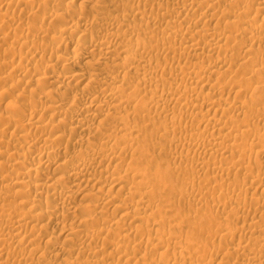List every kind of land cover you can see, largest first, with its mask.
Wrapping results in <instances>:
<instances>
[{"label":"bare ground","instance_id":"bare-ground-1","mask_svg":"<svg viewBox=\"0 0 264 264\" xmlns=\"http://www.w3.org/2000/svg\"><path fill=\"white\" fill-rule=\"evenodd\" d=\"M6 0H1V3L3 4L4 2H5ZM18 1V0H17ZM47 0H43V2H46ZM49 1V0H48ZM47 1V2H48ZM74 1V0H73ZM103 1V0H102ZM120 1V0H119ZM124 1V0H123ZM128 1V0H127ZM130 1V0H129ZM151 1H153L154 2V0H150V4H152L151 3ZM164 1V0H163ZM167 1V0H166ZM164 2V3H166L167 5L169 4V3H167V2ZM170 1V0H169ZM181 2H180V4L182 5L180 8H182V10H180V11H178V14L176 15V16H174V18H175V20L173 19V17H171V14H170V12H167L166 11V13L163 11V12H161L162 10H163V8H164V10L166 9L165 8V5L162 3V4H159V5H156V6H158V8H160L159 9V11H160V13H164V15H163V18H166V17H168V18H172L173 20H174V22L173 23H175V22H177L178 20H181V19H183V16L185 15V12H190V11H192L193 12V10H194V12L193 13H191V15H190V17H188L189 18V21L191 22L192 21V18L191 17H193L194 15L193 14H195V12L196 11H198V9L196 10V8H195V6H194V2L193 1H198V0H180ZM201 1V0H200ZM213 0H204L203 1V3H201L200 4V6L198 5V7H199V9H200V11L198 12V13H201L200 15H201V19L203 20H210V21H212L211 19H214L218 14L221 16V18H219V19H221V20H218V22H215V23H221L222 21H223V23H224V29L222 28V26H221V28L223 29V31L222 32H220L222 29H220V30H218V32L216 31V28L217 27H219V26H217V27H212L211 28V26L209 25L208 26V24H207V28H205L206 26L205 25H203L202 27H200V26H198V25H196L198 22H197V20L198 19H196V24L194 25V23H192L193 25H191L190 23L188 24V25H191L189 28H187V30L186 31H182L181 30V28L183 27V26H180L179 28L178 27H175V25H173V26H171L170 27V25H169V29H167L168 28V26H166L167 28H162V29H167L168 30V33H167V36L165 37V32H163V31H161V30H159L158 29V27H156L155 25V27L158 29V31H161L160 33L164 36V37H162V36H160V37H162V38H160V39H158V40H156L155 41V43H154V45H153V47H146L145 45H144V41H142V40H145V37H141V38H138V39H128V40H123V39H126V37L125 36H123V30H124V28L126 27V26H124L123 24H117L116 23V21H115V23L116 24H106L107 25V28H105V29H108L109 31H107V33L106 34H100V35H95L94 34V36H93V34H92V36H90L89 34L88 35H86V34H84L83 36L81 35L80 36V39L78 38L77 39V45L76 46H79L80 47V45H82L83 47H81V49L79 48V53H80V55H81V57L80 58H82L83 59V63L81 64V66H79V64L81 63L80 62V60L78 61V57L76 56V57H74V55H73V57L71 56V57H64V56H59V55H57V59H56V64L54 65V66H57L58 64L60 65V64H63V66L65 65H71V66H76L77 64H78V62H80L79 64H78V69L75 67V70H76V72H74L73 74H71V75H69V76H64V77H44V76H46L45 75V72L44 73H36L35 71H34V73L33 74H35L34 76L35 77H33L32 79L30 78V80L31 81H28V82H26L25 84H26V86L27 87H29V86H33L34 84H36V83H38V81H42L43 79V81H51V79H52V84H53V82H56V84H57V82L58 83H60V86H59V88L58 89H60V91L61 92H65V90H67L68 89V85H69V83H72V85H75V88H76V85H84V87H83V90H82V92L79 94L78 92H79V90H78V95H76L75 94V96H74V100H73V103L72 104H76V103H82L81 104V113L79 114V115H76V119H75V122H73V120H74V114L72 115V117H68V113L69 112H66L65 110V108L63 109V107L62 106H56V107H52V108H50V106L48 107V108H50L49 110H51V112H56L57 113V117H58V120H56L59 124L62 122L63 123V125L64 124H67L68 122L70 123V118L71 119H73V120H71L72 122H71V124H72V126H73V128H71V124H69L70 125V128L71 129H73L75 132L77 131H87L88 133L89 132H91V134H92V132L93 131H98L99 129H98V125H101V126H103L104 127V124L102 123V120H101V123L103 124H101V123H98V125L97 126H92V125H89L86 121H84V119L81 117V114H83V113H88L89 115H90V113H92V111L95 109L96 110V108H99V107H101V108H103L105 111H107V115L108 116H111V113H108V112H113V111H115V113H116V111H118L119 109H122V108H124L126 105H129L130 107H131V104L133 105V103L134 102H136L137 100H136V98L138 99V95L139 96H141V94L142 93H144V90H143V92H142V87H140L141 88V91H140V88H139V90H138V88L136 89V90H138L139 92H141V93H138V91H134V93H133V95H128V97H126L125 99H123L122 98V94H123V92H124V90L127 88V87H124V82H125V79H127V76L130 74L129 73V71H130V69L132 70V68L134 67L133 65L136 63V62H138L139 63V65H140V67H139V69H137V71H135V72H137L138 73V75H137V73H136V75L137 76H134V75H130V77H128V78H130V79H128V81H132V79L134 78V77H136V83H135V85H137V83H139V85H141V86H144V87H146L147 89H151L152 87V89L151 90H149V92H151L150 94H151V96L152 97H150V98H153L151 101H150V103H149V101H148V97L146 98V96H145V94L146 93H148V91L146 92V90H145V93H144V95H142V98L140 97L139 98V102L136 104V110H134L133 108L134 107H132V109H133V111H134V113H135V111L137 112L136 114H140V112H141V114H145V112H146V114L145 115H150V114H152V112H156V113H161V115H162V112H165V113H167V110L169 111V107H170V104H171V102H172V98H173V100L175 101V102H173V103H178L179 101H181L182 102V105L180 106L181 107V111H182V113L181 114H179L180 115V118L178 119V118H172V119H170L168 122H166V123H161V125L160 126H162V131H164V133L163 134H168V133H171L173 136H172V138L171 139H173V141L176 143V144H179L180 146L181 145H183V148H186V150H188L187 151V153L185 154H179V155H176V150H174L173 149V147H170V145H169V147H167V148H164V145H163V148L166 150V151H168L167 152V154L170 152V154H175L176 156H178L179 157V163L180 164H176V166H173L174 167V171L176 172L177 171V169L176 168H178L179 167V165L182 167V165H181V160L183 161V160H185V161H188L189 159H190V152H193V153H195V155L193 154L192 156L194 157V158H192V159H190L191 161L192 160H194L192 163L194 164L195 163V167L196 168H198V170L200 169V170H205V169H213V170H215V172H216V174H218V175H226V177H229L230 176V174L231 173H238V170H241V171H243L242 173L244 174V173H248V177L247 178H250V181H249V183H248V185L247 186H253V188L255 189V185L257 186L258 185V187L259 186H264V177H263V175H264V170L262 171V173H263V175L261 174V169L260 170H255V168L256 167H259V165L258 166H255V164H254V162H252L251 161V157H252V159H253V155L252 154H255V156L256 157H258L259 155H264V144L262 143V142H264V133H261V131H259V130H257L256 129V127L255 126H258V125H260L259 123H261L260 121V117L259 116H261V118H264V108L262 107V110H260V109H255L254 107H256V106H254V105H256L257 104V101L259 102L260 101V99H261V102H263L264 101V98H263V101H262V96H260V94H261V92L262 91H264V89H263V85H262V82L260 81V79H262V78H260L258 81H260L261 82V84L260 85H262V91L258 88V87H256L255 88V90L254 91H251L252 90V88L250 89V87H249V85L247 86V88H249L250 89V91L252 92L251 94L253 95V99H252V96H251V99L253 100L252 102H251V100L248 102V101H240V99H238V97H236L238 100H239V102H237V101H235V99H234V101L232 102L231 101V99H230V101H228L227 99H225L224 100V98H219V96H218V98L219 99H216L215 97L213 98V96H214V94H215V92H224V91H226V88L227 87H230L231 88V90H234V91H236L235 93H236V96L238 95H240V93L242 94V92H241V90H242V83H244L245 82V80H244V82H241V84H240V82L239 81H237V83H236V81L234 80V79H236L238 76H236L237 75V73H236V77H234V74H233V77H232V74H230V72H232V69L230 70L229 68H228V70L226 71V69L224 68L225 66H227V67H229L230 65H232L230 62H231V60L229 59L230 57H227L226 55V57H219V56H217V55H219L218 53L219 52H226V51H228L229 49H230V46L232 45H229L232 41H233V43H234V41L236 42V41H241V44L245 41V44L243 43V46L244 45H247L246 44V42L248 41L249 43H250V45H251V47L255 44V45H257V47H258V45L259 44H261L262 43V41H263V37H261L262 36V34H264V0H250V2H252L253 4H250V3H248L247 4V6L249 5V7L247 8V10H246V12L244 11L245 9H243V11L245 12V14H247V11L250 13V14H252V12H254L255 13V15H256V17H257V15H258V17H259V14H260V12H262V14L260 15V17L262 16V19L261 18H259V19H261V20H263V23H262V21H260V20H257L256 19V17H254V19H256L257 21H259L260 22V24H258V23H256V20H253V21H251V19H249V20H247L248 19V17H246L245 16V18L243 19V17H242V19H240V18H238V16H237V14H235V12L234 11H237L236 10V6H240L241 7V4H243V7H245L246 6V4H245V6H244V3L246 2H248V0H245V2H244V0H225V1H227V2H229L227 5H226V9L223 11V12H218V9H217V7L219 6V4H221V3H219L218 4V6H217V4L214 2V3H211ZM217 1V0H216ZM218 1H221V0H218ZM224 1V0H223ZM15 2V1H14ZM19 2H22L23 4L24 3H26L27 5H26V7L28 6V3H32V2H34V0H20ZM18 2V3H19ZM58 2V1H57ZM60 2V1H59ZM104 2V1H103ZM102 2V3H103ZM121 2V1H120ZM138 2L140 3V5L137 3L136 5H139V6H142L143 5V3H144V1H143V3H142V5H141V1H139L138 0ZM145 2H147V0L145 1ZM157 2H159V0H157ZM161 2V1H160ZM174 2H176V0L174 1ZM178 2V1H177ZM0 3V4H1ZM17 3V2H16ZM21 3V4H22ZM35 3H38V2H36L35 1ZM41 3V2H40ZM123 3V2H122ZM131 3H133V2H131ZM131 3H129L130 5L128 6L129 8H130V6H132L133 7V5H131ZM4 4H6V3H4ZM9 4V3H8ZM14 4V3H13ZM61 4H63V3H61ZM71 4H73V2L71 3ZM71 4H70V6H71ZM97 4V3H96ZM120 4V3H119ZM144 4H146V3H144ZM154 4V3H153ZM74 5V4H73ZM87 5V4H86ZM105 5V4H104ZM166 5V7H168L169 8V6H167ZM253 5V6H252ZM256 5H262L261 7L260 6H257V7H254V6H256ZM20 6V5H19ZM38 6H39V3H38ZM45 6H47L48 7V5L46 4ZM62 6H64V5H62ZM68 6V5H67ZM95 6V5H94ZM100 6V5H99ZM99 6H98V8H99ZM114 6V5H113ZM111 7V8H115V7ZM125 6H127V5H125ZM124 6V7H125ZM147 6L149 7V5L147 4ZM154 6H155V4H154ZM155 6V7H156ZM172 6V5H171ZM235 6V7H234ZM238 6V7H239ZM246 6V7H247ZM41 6H39L38 8H40ZM44 7V6H43ZM75 7V6H74ZM73 7V8H74ZM101 7V6H100ZM120 7V6H119ZM127 7V8H128ZM135 8H136V6H134ZM145 7V6H144ZM150 7H153V6H151L150 5ZM174 7V6H173ZM176 7V6H175ZM175 7H174V9H175ZM219 7H221V5L219 6ZM218 7V8H219ZM233 7L235 8V10L233 11ZM239 7V8H240ZM29 8V7H28ZM64 8V7H63ZM72 8V9H73ZM108 8V7H107ZM128 8V9H129ZM133 8L134 9V11H138V12H134V13H137L136 15L133 13V9L132 8H130V9H132V12L130 11V9H129V11L131 12V13H133V15H131V16H137V15H140L141 16V18L144 16V14H146V11L147 10H149V9H146L147 7H145V8H143V9H145L144 11L145 12H143V10L142 9H140L141 11H140V13H139V7H138V9L136 8ZM158 8L156 7L155 9H157L156 11L158 12ZM177 8V7H176ZM178 8H179V6H178ZM195 8V9H194ZM202 8H204L203 9V11L201 10ZM222 8V7H221ZM20 9V8H19ZM23 9V8H22ZM26 9V8H25ZM34 9V8H33ZM43 8H41V10H42ZM45 10H46V8H44ZM66 9H67V7H66ZM70 9V8H69ZM81 9V8H80ZM79 9V10H80ZM109 9V8H108ZM119 9V8H118ZM127 9V10H128ZM154 9V8H153ZM153 9H151V10H153ZM155 9L152 11V12H154L155 11ZM242 9V8H241ZM24 10V9H23ZM73 10H75V9H73ZM117 10V9H116ZM120 11H121V8L119 9ZM123 10V9H122ZM126 10V9H125ZM239 10V9H238ZM21 11V10H20ZM30 11H32V10H30ZM57 11L58 12H56V10H55V12L57 13V15H56V17H59L61 20L64 18L65 19V17L67 16V13L69 12H66L65 10H62V9H60V10H58V8H57ZM81 11V10H80ZM110 10H108V12H109ZM111 11H115L114 9H112ZM129 11H125L126 13H128ZM150 11V10H149ZM169 11V10H168ZM177 11H175L174 10V12H176L177 13ZM27 12V11H26ZM29 12V11H28ZM82 12H83V10H82ZM116 12V11H115ZM172 12H173V10H172ZM238 12V11H237ZM240 12L242 13V10H240ZM239 12V13H240ZM7 13H8V10H7ZM23 13V12H22ZM43 13H45V12H43ZM81 13V12H80ZM113 13V12H112ZM143 13V15H141ZM156 13V12H155ZM2 14V13H1ZM52 14V13H51ZM53 14H55V13H53ZM101 14V13H100ZM103 14V13H102ZM148 14V13H147ZM157 14V13H156ZM186 14H190V13H186ZM197 14V13H196ZM5 15V14H4ZM3 15V17H5ZM8 15H10V14H8ZM130 15V14H129ZM200 15H196V17H199ZM243 15V14H242ZM241 15V16H242ZM17 16V15H16ZM44 16V15H43ZM49 16V15H48ZM47 16V19L49 18L50 20H51V18H52V16H49L48 17ZM55 16V15H54ZM88 16H89V14H88ZM103 17H104V14L102 15ZM131 16H130V18H131ZM152 16H154V15H152ZM244 16V15H243ZM249 16H251V15H249ZM2 17V16H1ZM1 17H0V20H1ZM71 17V16H70ZM72 17H74V16H72ZM118 17V16H117ZM120 19L121 20H124L126 17H128V15L127 14H125V13H122L121 15H120ZM145 17H147V16H145ZM144 17V18H145ZM155 17V16H154ZM157 17H158V15H157ZM161 17V16H160ZM184 17H186L187 18V15H185ZM8 20L10 19L9 17H6ZM55 18V17H54ZM54 18H52V19H54ZM100 18V17H99ZM105 18V17H104ZM119 18V17H118ZM134 18V17H133ZM144 18H142V19H144ZM149 18V17H148ZM159 18V17H158ZM191 18V19H190ZM237 18V19H236ZM251 18V17H250ZM20 19V18H19ZM48 19V20H49ZM59 19V20H60ZM82 19V18H81ZM107 19V18H106ZM154 19V18H153ZM155 19H157V18H155ZM155 19H154V21H155ZM160 19H162V18H160ZM160 19H158V21L160 20ZM201 19H200V17H199V20H200V23H201ZM6 20V19H5ZM47 20V21H48ZM67 20V19H66ZM71 20V19H70ZM78 20V19H77ZM99 20V19H98ZM108 20V19H107ZM106 20V21H107ZM121 20H119V21H121ZM128 20V19H127ZM126 20V21H127ZM135 20H137V18L135 19ZM150 20H152V19H150ZM150 20H149V22H150ZM187 20V19H186ZM203 20V21H204ZM209 20L207 21L208 23H209ZM214 20H216V19H214ZM1 21H3V19L1 20ZM18 21V20H17ZM39 21V20H38ZM45 21V20H44ZM74 22H75V20H73ZM131 21H132V19H131ZM131 21H128V22H131ZM143 21V20H142ZM141 21V22H142ZM153 21V20H152ZM151 21V23H153ZM161 21V20H160ZM164 21H167V20H165L164 19ZM169 21V20H168ZM172 21V20H171ZM182 21V20H181ZM181 21H179V22H181ZM184 21V20H183ZM193 21H194V19H193ZM4 23L6 22V21H3ZM3 22H1V23H3ZM8 22H10V21H8ZM73 22V23H74ZM78 22V21H77ZM75 23V24H73L72 26H70V27H68L67 28V26L65 25V27L66 28H62V27H60L61 29L60 30H58L56 33H53V34H55V35H53L52 36V39L54 38V40H56L57 42H59L60 44L61 43H64V40L66 39V34H69V33H74V32H76V33H78L77 32V30L79 31V29H81V28H79V27H83L84 29H86L87 27L89 28V26L87 25V24H79V23ZM80 22V21H79ZM103 22V21H102ZM105 22V21H104ZM123 22V21H122ZM125 22V21H124ZM137 22V21H136ZM187 22H188V20H187ZM207 22H205V24L207 23ZM18 23H19V21H18ZM36 23V22H35ZM52 23V22H51ZM106 23V22H105ZM104 23V24H105ZM145 23L146 24H148V22H146L145 21ZM156 23H157V21H156ZM161 23H162V21H161ZM164 23V22H163ZM178 23V22H177ZM177 23H175V24H177ZM181 23H183V22H181ZM185 24H186V21L184 22ZM183 23V24H184ZM211 23V22H210ZM214 23V24H215ZM222 23V24H223ZM34 24V23H33ZM33 24H31V25H33ZM38 24V23H37ZM45 24V23H44ZM50 24V23H49ZM90 24V23H89ZM133 24V23H132ZM139 24V23H138ZM138 24H136V25H138ZM142 24V26L144 27V26H146V24L145 25H143V23H141ZM141 24H139L140 26H138V27H140V29L139 28H137V29H139V30H141V29H144L142 26H141ZM199 24V23H198ZM204 24V23H203ZM1 25V24H0ZM19 25V24H18ZM29 25V24H28ZM42 25V24H41ZM41 25H40V27H39V25H36L35 26V28H34V30L37 32V34H39V32H41L43 29H45V28H41ZM81 25V26H80ZM105 25V26H106ZM126 25H128L127 23H126ZM131 25V24H130ZM129 25V26H130ZM134 25L135 24H133V25H131V27L133 26L134 27ZM150 25V24H149ZM160 25V24H159ZM179 25H181V24H179ZM213 25V24H212ZM221 25V24H220ZM8 26V25H7ZM90 26H91V24H90ZM161 26V25H160ZM176 26H178V25H176ZM22 27H24V26H22ZM27 28H28V26H26ZM25 27V28H26ZM44 27H45V25H44ZM47 27V26H46ZM54 27V26H53ZM103 27V26H102ZM131 27H130V29H131ZM136 27V26H135ZM134 27V28H135ZM151 27H153L152 25H151ZM150 27V28H151ZM186 27V26H185ZM210 27V28H209ZM235 27H238V28H235ZM243 28V31L241 30V28ZM134 28H132L134 31H135V29ZM146 28H148V27H146ZM149 28V29H150ZM234 28V31H229L230 29H233ZM19 29V28H18ZM32 29V28H31ZM31 29L30 28H28L27 29V33L29 34V32H32L31 31ZM83 29V30H84ZM131 29V30H132ZM155 29V28H154ZM235 29H238V30H241L242 32H239V33H237L238 31L237 30H235ZM20 30V29H19ZM24 30L25 29H23L22 30V32H24ZM33 30V29H32ZM82 30V31H83ZM139 30H137L136 32H138ZM148 30V29H147ZM146 30V31H147ZM153 30V29H152ZM164 30V31H165ZM185 30V29H184ZM21 31V30H20ZM35 31L33 32L34 34H35ZM81 31V30H80ZM144 32L145 34H146V32L144 31V30H141V32ZM22 32H19V33H21L22 34ZM43 32V31H42ZM101 32V31H100ZM140 32V31H139ZM156 32V31H155ZM163 32V33H162ZM18 33V34H19ZM25 33V32H24ZM135 33V32H134ZM133 32H131V34H133V35H135ZM147 33H149V32H147ZM160 33H157L158 35L160 34ZM12 34V33H11ZM21 34H19V35H21ZM27 34V35H28ZM33 34V35H34ZM36 34V35H37ZM43 34H44V32H43ZM82 34V33H81ZM124 34H125V32H124ZM137 34V33H136ZM143 34V33H142ZM145 34H143L144 36H145ZM153 34H154V30H153V33H151V36H153ZM156 34V33H155ZM154 34V35H155ZM156 34V37L154 36V37H152V39L154 38H156L157 39V35ZM7 35V34H6ZM8 35H10V34H8ZM19 35H17V36H19ZM25 35H26V33H25ZM126 35H128V33H126ZM140 35V34H139ZM12 36V35H11ZM10 36V37H11ZM35 36V35H34ZM50 36V35H49ZM22 37V36H21ZM23 37H24V35H23ZM37 37V36H36ZM124 37V38H123ZM137 37H139V36H137ZM150 37V35L148 36V38ZM159 37V36H158ZM11 38H13V37H11ZM20 38V37H19ZM32 38V37H31ZM49 38V37H48ZM68 38V37H67ZM143 38V39H142ZM24 39V38H23ZM25 39H27V38H25ZM32 39H35L34 37L32 38ZM31 39V40H32ZM121 39V40H120ZM142 39V40H141ZM149 39H151V37L149 38ZM147 40V42L149 43L150 42V40ZM153 39V40H154ZM68 40V39H67ZM244 40V41H243ZM3 40H0V42H2ZM9 41V40H8ZM22 41V40H21ZM37 41H39V40H37ZM176 41H178V45L176 44ZM25 42V41H24ZM23 41H22V43H24ZM29 41H26V43L28 44V46L32 49V51H38L39 50V48H40V46H42V45H38L37 43H35V42H33V41H30L29 43H28ZM57 42H55V43H57ZM264 42V41H263ZM7 43V42H6ZM15 43H17V42H15ZM179 43H180V45H179ZM237 43H239V42H237ZM237 43H236V45H237ZM249 43H248V45H249ZM8 44H10V43H8ZM7 44V45H8ZM18 44V43H17ZM17 44H16V46H17ZM19 44H20V42H19ZM49 44V43H48ZM60 44H58V45H60ZM151 44H152V42H151ZM235 44V43H234ZM12 45V44H11ZM10 45V46H11ZM13 45H14V42H13ZM12 45V46H13ZM100 45H104L105 47H103V48H99L100 49V52H102V55H104V57L102 58V60H99V61H95V64H96V66L98 65H103V64H106V63H103V60H105V59H111L112 60V66H116V68H118L117 69V72L116 73H112V71L109 73H100V72H96V73H93V72H89V71H87V70H84L83 69V65H86V64H91V63H93L94 64V60H92V59H90L92 56H91V53L92 52H94V50H95V52L97 51L96 49H97V46H100ZM146 45H149V44H147L146 43ZM249 45V46H250ZM15 46V47H16ZM21 46H24V45H22L21 44ZM152 46V45H151ZM233 46V45H232ZM248 46V47H249ZM260 46V45H259ZM15 47H13V51H14V49H15ZM45 47V46H44ZM47 47H50V46H48L47 45ZM59 47V46H58ZM101 47V46H100ZM234 47V46H233ZM237 47V46H236ZM246 47V46H245ZM262 47V46H261ZM261 47H259V49H262ZM24 48V47H23ZM26 48H27V46H26ZM96 48V49H95ZM132 48H134V51H132V53H130L131 52V50H132ZM157 49V48H160L161 49V54L162 55H171V54H173V55H175V54H177L180 58H184V59H199V58H204V59H208V57H211V55H212V53H217L216 54V57L214 58L213 56L211 57L212 58V61H213V63H211V64H209V67L207 66H203L202 65V62H201V64H199L200 62H199V60L197 61V63L196 62H194V60H193V62H187L188 60H185L186 62H187V64L185 63V65H181V61H179V63H180V65L179 64H175L174 63V59L172 60L173 62L172 63H174V64H170V65H167L168 63H169V61H168V63L165 65H163V62H162V60H159V58L158 57H160L159 55L160 54H157V52H155L156 54H157V60H159V61H161V62H159V61H157V62H159L162 66H159L160 67V69H158V68H156L155 67V69H153V66H156L158 63H156V62H154L155 63V65H153L152 66V60H153V57H155V59H156V56H154V55H156V54H152V55H150L151 53H152V51H154V49ZM238 48H239V46H238ZM237 48V49H238ZM243 47H241L240 46V49H242ZM253 48V47H252ZM255 48H256V46H255ZM255 48H253L254 50H255ZM10 48H8V50H9ZM18 49V48H17ZM45 49V48H44ZM48 49V48H47ZM50 49V48H49ZM53 49V50H52ZM52 49H51V53H52V51H54V48L52 47ZM93 49V50H92ZM159 49V50H160ZM235 48H231L230 50H232V52H233V50H234ZM237 49H235L234 51L236 52L237 51ZM240 49H238L239 50V52H240ZM252 49V50H253ZM257 49V48H256ZM259 49H257L256 50V53H260V54H263L262 52H260L259 51ZM8 50H5V52H7ZM22 50V49H21ZM29 50V49H28ZM27 50V51H28ZM42 50H43V48H42ZM41 50V51H42ZM158 50V51H159ZM243 50V49H242ZM252 50L250 51V47L248 48V49H244V53L246 54V56H247V53H249L248 51H250L251 52V54L253 55V52H252ZM253 50V51H254ZM263 50V49H262ZM24 51V50H23ZM31 51V52H32ZM56 51V50H55ZM54 51V52H55ZM258 51V52H257ZM10 52H12V50L10 49ZM77 52V51H76ZM77 52V54H79ZM160 52V51H159ZM14 53H15V51H14ZM14 53L12 52V54L14 55ZM18 53V52H17ZM21 53H23V52H21L20 51V54ZM45 53V52H44ZM50 53V52H49ZM11 54V55H12ZM19 54V55H20ZM27 54H28V52H27ZM40 54V53H39ZM55 54V53H54ZM240 54L241 55H243L242 54V52H240ZM1 55V54H0ZM9 55V54H8ZM17 55V54H16ZM161 55V56H162ZM173 55H172V57H173ZM214 55V54H213ZM223 55V54H222ZM228 55V54H227ZM231 55V54H230ZM236 55H237V53H236ZM241 55H240V58L239 57H237V58H239L240 60L239 61H242V60H244V56L243 57H241ZM249 56H251L250 55V53L248 54ZM254 55H256L255 54V51H254ZM3 57H4V55H2ZM6 56V55H5ZM10 56V55H9ZM34 56V55H33ZM52 56V55H51ZM165 56H163L164 58H165ZM187 56H189V57H191V58H189V57H187ZM245 56V58H248V57H246ZM257 56V55H256ZM263 56V58H264V55H262ZM1 57V56H0ZM8 57V56H7ZM6 57V58H7ZM12 57V59H13V56H11ZM36 57V56H35ZM99 57V56H98ZM168 56H166V58H167ZM171 57V56H170ZM177 57V56H176ZM185 57H187V58H185ZM232 57L233 56H231V59H232ZM24 58V57H23ZM39 58H40V56H39ZM151 58H152V60H151ZM161 58V57H160ZM163 58V60L164 61H166L165 59ZM241 58H242V60H241ZM249 58H251V57H249ZM257 58H259V57H257ZM12 59H11V61H12ZM14 59H15V57H14ZM32 59H34V57L32 58ZM203 59V60H204ZM214 59V60H213ZM252 60H253V62L252 61H250V59H249V62H247L248 60H244V62L243 63H241V62H239L238 60H236L235 61V59H233L235 62H239L240 63V65H241V67L244 69V71H245V73L247 74V71H246V69L248 68V70H249V66L251 65H249L248 66V63H250V62H252V63H254V59L253 58H251ZM262 59V58H261ZM1 60V59H0ZM4 60V59H3ZM22 60V59H21ZM21 60H19V61H21ZM35 60H36V58H35ZM170 60V59H169ZM176 60V59H175ZM202 59H200V61H201ZM209 60H211V59H209ZM230 60V61H229ZM259 60V59H258ZM257 59H255V62L256 61H258ZM7 61V60H6ZM9 61V60H8ZM34 61V60H33ZM39 61V60H38ZM43 61V60H42ZM177 61V60H176ZM175 61V62H176ZM189 61H191V60H189ZM205 61V60H204ZM203 61V62H204ZM206 61H208V60H206ZM211 61V62H212ZM247 63H246V62ZM264 61V60H263ZM35 62V61H34ZM49 62V61H48ZM108 62V61H107ZM209 62V61H208ZM235 62H232V63H234L233 64V66L234 65H236V63ZM237 62V63H238ZM261 62H262V60H261ZM6 63V62H5ZM20 63V62H19ZM33 63V62H32ZM31 62H30V64H32ZM38 63V62H37ZM50 63V62H49ZM51 63H52V61H51ZM177 63V62H176ZM210 63V62H209ZM22 64V63H21ZM35 64V63H34ZM33 64V65H34ZM47 64V63H46ZM184 64V63H183ZM204 64V63H203ZM230 64V65H229ZM261 64V63H260ZM19 65V64H18ZM39 65V64H38ZM92 65V64H91ZM137 65V64H136ZM135 65V66H136ZM159 65V64H158ZM157 65V66H158ZM207 65V64H206ZM253 65H255V63L253 64ZM258 65V64H257ZM6 66V65H5ZM10 66H11V64H10ZM13 66V65H12ZM22 66V67H21ZM19 68H16V69H14L15 70V72H14V70H13V73H16V72H23L24 74L25 73H28L29 71H28V67H23V65H21ZM25 66V65H24ZM48 66V65H47ZM53 65H49V67H54ZM83 66V67H82ZM94 66V65H93ZM232 66V67H233ZM252 66V65H251ZM43 67V66H42ZM48 67V68H49ZM91 67V66H90ZM138 67H136V68H138ZM226 67V68H227ZM236 67H238V66H236ZM235 67V68H236ZM240 66L238 67L239 69L241 68ZM15 68V67H14ZM86 68V67H85ZM225 69L224 71H226L227 72V75L228 74H230L231 75V77H232V79H233V83H234V81H235V83L234 84H231L232 82V79H231V83H229V85L227 84V83H220V79H224V78H222L223 77V75H224V73L225 72H223V74H222V72L220 71L221 69ZM231 68V67H230ZM234 68V69H235ZM237 68V69H238ZM242 68H241V70H242ZM263 66H262V69L261 70H258V73H256V74H258L257 75V77L259 78V73H260V71L262 72V70H263ZM6 69H8V68H6ZM37 69H39V68H37ZM47 69V68H46ZM12 70V69H11ZM29 70H31V67H30V69ZM41 70V69H40ZM112 70V69H111ZM255 70V69H254ZM253 69H252V71H254ZM87 71V72H86ZM93 71V70H92ZM109 71V70H108ZM133 71V72H134ZM229 71V72H228ZM235 71V70H234ZM240 71V70H239ZM243 71V70H242ZM251 71V73H253ZM256 71V70H255ZM114 72V71H113ZM131 72V74H132V71H130ZM134 72V73H135ZM163 74V76H162V74ZM236 72V71H235ZM234 72V73H235ZM257 72V71H256ZM159 73H160V75H159ZM245 73H243V75H245ZM248 73H250V72H248ZM263 73H264V70H263ZM20 74V73H19ZM29 74H31V73H29ZM47 75H48V73H46ZM165 74V75H164ZM226 74V73H225ZM240 73L238 72V75H239ZM262 74V73H261ZM166 75H168V78H172L173 80H176L175 82H178L177 80H179V79H184V80H187L186 81V83L187 84H183V85H181V84H179V83H172V84H169V82H168V80H166ZM248 75H250V74H248ZM252 75H255V73L254 74H252ZM23 76V75H22ZM25 76V75H24ZM32 76V75H31ZM49 76V75H48ZM132 76H134L133 78H132ZM139 76V78H137ZM165 76V77H164ZM210 77V78H208V77ZM256 76V75H255ZM255 76H253L254 78H255ZM263 76V75H262ZM261 76V77H262ZM5 77V76H4ZM3 77V78H4ZM211 77H215L216 78V80H215V78H214V80H215V82H214V84H212L211 82H209L208 80H206V78L207 79H211ZM228 77L230 78V76L228 75ZM251 77V76H250ZM253 77L251 78L252 80H253ZM256 77V78H257ZM6 78H8V77H6ZM5 78V79H6ZM132 78V79H131ZM228 78V79H229ZM264 78V77H263ZM5 79H1V81H2V83H3V81L5 82V81H7V80H5ZM18 79H20V78H18ZM135 79V78H134ZM138 79V80H137ZM226 79V78H225ZM239 79V78H238ZM170 80V79H169ZM205 80H206V82L207 83H211L210 85H208L207 83V85L204 83L205 82ZM256 79H254V81H255ZM263 80V79H262ZM19 81V80H18ZM21 81V80H20ZM26 81V80H25ZM49 81V82H50ZM139 81V82H138ZM170 81H172V80H170ZM225 81V80H224ZM247 81H249V83H250V79L249 80H246V82H245V84H247L248 82ZM22 82V81H21ZM36 82V83H35ZM50 82V83H51ZM95 82H97L98 84H99V88H100V90L99 89H97V91L94 93V92H92L91 93V89L89 88V87H91L90 85L92 84H94ZM168 82V83H167ZM174 82V81H173ZM182 82V81H181ZM252 82V81H251ZM23 83V82H22ZM40 83V82H39ZM38 83V84H39ZM46 83V82H45ZM256 83V82H255ZM258 83V82H257ZM13 84V83H12ZM100 84H101V86H104V84H108L107 86H110L111 85V87H100ZM130 84H131V88H130ZM252 84V83H251ZM254 84V83H253ZM252 84V85H253ZM259 84V83H258ZM49 85V84H48ZM113 85V86H112ZM206 85V86H205ZM228 85V86H227ZM255 85V84H254ZM260 85H259V87H260ZM39 86V85H38ZM134 86V85H133ZM243 86H244V84H243ZM246 86L244 87V88H246ZM251 86V85H250ZM35 87V86H34ZM72 87H74V86H72ZM137 87H138V85H137ZM144 87H143V89H144ZM204 87L206 88V89H208L209 91H211V94L213 93V95H211V96H209L208 94L207 95H204L203 93H205V92H207V91H205L204 90ZM242 87V88H241ZM11 88H12V86H11ZM17 88V87H16ZM16 88H15V90H16ZM31 88V87H30ZM78 88V87H77ZM80 88V87H79ZM128 88H130V89H134L135 88V86L134 87H132V83H129L128 84ZM229 88V89H230ZM247 88H246V90H247ZM14 89V88H13ZM74 89V88H73ZM228 89V90H229ZM241 89V90H240ZM249 89L247 90L248 91V93H249ZM32 90V89H31ZM37 90V89H36ZM45 89H43V91H44ZM52 90H54V89H52ZM52 90L51 91H47L46 93L44 92V95L43 96H41V97H39V100L40 101H43V102H45L44 100H48V98H50L51 96H54L55 95V93H54V91L52 92ZM80 90V91H81ZM99 90V91H98ZM127 90V89H126ZM129 90V89H128ZM245 90V91H246ZM23 91V90H22ZM35 91V90H34ZM205 91V92H204ZM243 91H244V89H243ZM260 91V92H259ZM10 92V91H9ZM37 92V91H36ZM35 92V93H36ZM72 92V91H71ZM129 92V91H128ZM131 92V91H130ZM130 92H129V94H130ZM254 92V93H253ZM33 93V92H32ZM32 93H30V95L32 94ZM38 93V92H37ZM53 93H54V95H53ZM76 93V92H75ZM127 93V92H126ZM208 93H210V92H208ZM229 93H231V92H229ZM247 93V92H246ZM128 94V93H127ZM223 94V93H222ZM232 94V93H231ZM244 94V93H243ZM257 94H259V95H257ZM263 94V93H262ZM261 94V95H262ZM20 95H21V93H20ZM28 95V94H27ZM219 95V94H218ZM235 95V94H234ZM60 96H61V94H60ZM230 96V95H229ZM244 96V95H243ZM246 96V95H245ZM28 97V96H27ZM220 97H221V95H220ZM247 97V96H246ZM249 97V96H248ZM247 97V98H248ZM259 97H261L260 99H259ZM143 98H146L145 100H147L148 101V103L150 104V106H149V104H148V106L146 105V102H145V100L143 99ZM229 98V97H228ZM231 98V97H230ZM240 98H241V96H240ZM33 98L31 97V100H32ZM51 99V98H50ZM53 99V98H52ZM143 99V100H142ZM232 99V100H233ZM241 99H243V97L241 98ZM249 99H250V97H249ZM248 99V100H249ZM26 100V99H25ZM35 100V99H34ZM28 101V100H27ZM26 101V102H27ZM40 101H36V102H38V104L40 103ZM61 101V100H60ZM142 101V103H140ZM256 101V103L254 104V102ZM15 102V101H14ZM13 102V103H14ZM22 103L24 102V101H21ZM36 102H33L34 103V105H35V103ZM253 103V105L251 104V103ZM261 102H259V104L261 103ZM10 103V102H9ZM16 103V102H15ZM48 103V102H47ZM49 103H50V101H49ZM62 103V102H61ZM60 103V104H61ZM143 103H145V105L143 104ZM264 103V102H263ZM10 104H12V103H10ZM26 104V103H25ZM42 104V103H41ZM64 104V103H63ZM68 104V103H67ZM134 104V105H135ZM181 104V103H180ZM8 105V104H7ZM12 105H14V106H12ZM12 105H10V106H12L11 108H13L14 107V110H15V108L18 106L17 104L15 105V104H12ZM24 105V104H23ZM22 105V106H23ZM33 105V104H32ZM43 105V104H42ZM41 105V106H42ZM80 105V104H79ZM175 105V104H174ZM177 105V104H176ZM262 105V104H261ZM10 106H9V108H10ZM16 106V107H15ZM30 106V105H29ZM36 106V105H35ZM45 106V105H44ZM43 106V107H44ZM64 106V105H63ZM173 106V105H172ZM254 106V107H253ZM259 106V105H258ZM19 107V106H18ZM21 107V106H20ZM37 107V106H36ZM70 107V106H69ZM69 107H67V108H69ZM129 107V108H130ZM179 107V106H178ZM8 108V109H9ZM48 108H46V109H48ZM100 108V109H101ZM171 108V107H170ZM253 108V109H252ZM17 109V108H16ZM18 109H20V108H18ZM24 109V108H23ZM31 109V108H30ZM46 109H43V110H46ZM124 109H126V108H124ZM123 109V110H124ZM252 109V110H251ZM70 110V109H69ZM68 109H67V111H69ZM94 110V111H95ZM103 110V111H104ZM113 110V111H112ZM127 111H128V108L126 109ZM174 110V109H173ZM254 110H256L257 111V115H258V117H257V120H255V122H253L252 123V118L254 119V117H256L257 115L256 114H253V112H255ZM259 110V111H258ZM31 111H32V109H31ZM34 111V110H33ZM40 111H41V109H40ZM120 111V110H119ZM117 112V113H119V114H121L120 112H122V111H120V112ZM129 111H130V114H131V110L129 109ZM138 111H139V113H138ZM239 113H238V112ZM248 111H250V112H252V116L253 115H255V116H253L252 118L250 117V118H248V116L246 115L247 113H248ZM11 112V111H10ZM13 112V111H12ZM21 112V111H20ZM38 112V110L36 111V113ZM45 112V111H44ZM50 112V111H49ZM72 112V111H71ZM100 112V111H99ZM126 112V111H125ZM149 112H151V113H149ZM231 112H237L239 115H240V117H242V118H240L238 115H237V117H227L228 115L227 114H229V113H231ZM16 113V112H15ZM19 113V112H18ZM22 113V112H21ZM23 113H24V111H23ZM34 113V112H33ZM35 113V114H36ZM41 113H43V112H41ZM95 113V112H94ZM115 113H112V117L115 115ZM133 113V112H132ZM133 113V114H134ZM149 113V114H148ZM180 113V112H179ZM218 113H220L221 114V117H218L217 115H218ZM26 114H27V112H26ZM35 114H32V115H35ZM44 114V113H43ZM51 114V113H50ZM53 114H55V113H53ZM53 114H52V116H53ZM99 114V113H98ZM114 114V115H113ZM133 114H132V116H133ZM157 114V116L159 117V115ZM168 114V113H167ZM235 114V113H234ZM233 114V115H234ZM2 115V114H1ZM11 115V114H10ZM13 115V114H12ZM22 115H24V114H22ZM38 115V114H37ZM88 115V116H89ZM95 115V118L98 116L99 117V115H97V114H94ZM97 115V116H96ZM106 115V116H107ZM122 116H123V112H122V114H121ZM121 115H120V117H119V115L118 116H116V117H119V122L118 121H116V123L117 124H115V126H113L112 127V129H114V131H111L110 133L109 132H105V131H108L109 130V128L110 127H108V124H107V129L105 130V128H104V136L102 135V136H100V138L98 139V141H97V138L99 137L98 135V133H99V131H98V133H97V138H96V141L97 142H100L101 144V146H100V148H98V149H92L93 147H88V148H91L90 150L89 149H87V151H86V153L88 154V155H91L92 157L90 158L92 161H88V159H87V161L85 160V161H72V160H70L69 158V162L65 159L64 161H60L58 164H57V166H59L60 167V169L62 168L63 169V171H64V174H62V175H55V176H52L53 178H54V180L52 181V179H51V181L49 180H45L44 182L45 183H43L42 184V182H41V184H40V186H39V184H37L38 186H39V189L41 190V189H44V188H49V187H53L52 189H50V190H52L51 191V194H52V196L53 197H55V198H59V199H61L62 201H61V204H59L58 205V203H57V206H44V207H41L40 209H35V206L34 207H29V205H31V204H33L32 202L30 203L29 201H27L28 199H26V201H23V202H21L20 203V205H19V207H17L16 206V208H14V207H12L11 209L12 210H9V208L8 207H10L9 205H7V203L5 204L6 206H7V208H8V210H0V219L1 218H3L4 219V221H3V219H2V221H3V225L1 226L0 225V264H10V262H14V264L16 263V264H56V260H52L51 259V257H50V259L48 258V254L50 255V253H48V252H46V250L45 251H43V249H41V246H39V244H38V242H37V244L35 245V246H38V247H31L35 242H36V238L34 237V239L32 238L33 237V234H32V232L31 231H27L28 229L27 228H25V226H26V223H27V220L28 219H31V218H36L37 219V222L38 221H44V220H46L47 219V217H49V215H51L52 214V212H57V214L59 213H62V214H65L68 210H70L72 207L70 206L69 207V205H67V204H69L68 203V201L70 200L69 198L70 197H73V195H74V193L76 192H82V187H81V184L80 185H77V183L76 184H73L71 187H70V189L71 190H69L70 192H72V193H68V192H66V191H64V190H61V189H58V188H56V186H55V184H54V182L55 181H69L68 179H76V178H79V179H85V180H83V181H85L86 182V184L88 183V184H92L93 185V187L94 186H96V185H102V184H104V183H107V185L105 184V186L103 185L102 186V188L101 187H98V188H101L102 189V192L104 191V193H101V192H95V194H93V193H91V191H90V193L89 192H87V191H84V192H87V194L85 193L84 195H94V197L95 196H97V197H100V201H99V199H97L98 200V202H100V203H98V204H100L101 206L100 207H102V209L104 208V207H107L108 208V206L109 205H111V206H113V209H114V214H115V212H116V214L118 213V214H120L121 216V218L118 220H114V217L116 218V216H112L111 215V217H113V218H111V219H109V222H108V224L110 225L111 224V226H109V228L107 229V227H106V233H108V232H112L111 231V229H110V227L112 228V230H113V233L114 234H116L115 233V231L117 230V228L119 229H121V230H123V232H124V229H125V224L128 222H126L125 223V221L126 220H130L131 219V221H129L128 223H130V222H134V224L136 223V222H141V221H145L146 223H147V221H148V223H149V226H152V230H150L151 232H153V233H150V231H149V233H150V235H146V231H145V237L144 238H141V240L138 242V243H136V241H138V240H134V238H130V236H128V235H123L122 236V239H121V237L119 238V237H117V239L115 240L113 237H112V239L113 240H115V241H113V240H110V238L109 237H106V238H109V243L111 244V246H114L115 248H116V246H117V250H119L118 249V247L120 248V246H125V244H129V243H131V241H135V243H131V244H137V246H139V248L137 249V250H142V248H148V245L149 246H152L153 248L152 249H154V247H155V249L156 250H158V252H159V250L160 249H162V248H164V246H166L167 245V243L170 241V240H174V239H177L176 237L178 236V235H181L182 237H181V242L184 240V242H186L185 240H187L188 241V237H186V235L184 236V238H183V234H180V233H178V235L175 237V236H173V235H169L167 232L168 231H166V233H165V235H159V233H157L158 231H155L156 233H154V228L155 227H159L162 223V225L164 226L165 224L164 223H166L167 221H168V225H170L171 227L173 226V224L175 225V224H177V223H171L173 220H174V222H175V217H176V215H178V217H177V219L179 218V214L178 213H175V212H173V210H175V211H177L178 210V208H177V210H176V206H175V204L174 203H172V205L170 204V203H168V200L167 199H164L166 196L165 195H167L166 194V192L164 191V190H162V193L163 192H165L164 194V196L163 195H161V191H159V193H160V196L162 197L161 199H164V200H167V201H164V203L162 202L161 203V199L158 201L160 204H158L159 205V207H162V205L161 204H166V202L168 203V205H171V206H173V204H174V209L173 210H171V212H173L174 213V215H175V217H174V215L172 216V214L173 213H171L169 210L170 209H172L171 208V206L168 208V211L170 212V214L171 215H168V216H165V215H163V213L161 214L160 212H162L161 210H162V208H158V207H156L155 209H154V207H152V206H154V205H152V204H154L153 203V201L152 200H150L152 197L154 198V196H156L157 194H156V192L155 191H158L157 189H159V186L158 185H162V186H165V187H162L163 189H168V178H169V176H167V177H165L166 175H169L168 174V169H170V168H173V167H170V168H168L167 169V174H166V170H165V172H163L164 170L162 169V168H160L161 167V162H159V159H158V162H159V164H158V166L157 165H154L155 163H157L156 161H157V159H154V158H151V160H156L155 161V163L153 164H151L150 163V165L152 166H154V168H155V166L156 167H158L159 168V171H156L155 169V171L154 170H152V168H153V166H152V168L150 167V165H149V163H148V166H149V168H150V173L152 172L153 173V175H154V173H156V176H157V180L156 179H154L153 181V183H155L156 184V182L158 183V179L160 178V179H165V178H167L166 179V182H165V180H161V181H159V184H157V185H153L152 183V185H149V180H152L151 179V175H152V173H151V175H149V170H147V167L148 166H146L145 164L148 162V161H150V157L152 156V155H155L156 153L154 152L155 150H151V149H149V147L148 146H150V148H152L151 147V142H152V144H154V145H152V146H154L155 147V145L157 144L156 142H157V140H155V139H153V141H149L147 138H145L147 135H146V133L147 132H149V134H150V131H154V130H151L150 128L148 129L147 128V126H146V128L149 130V131H144L145 129L144 128H142L143 129V131L144 132H146V133H144L143 131H141L140 130V128H139V126L137 127V125L138 124H134V122H133V120L134 119H132L133 117L132 116H130L131 117V121L133 122H131L130 120V122L128 123L127 122V120H126V117L124 116L123 118L121 117ZM154 115V114H153ZM160 115V118L161 117H164V116H161ZM169 115V114H168ZM174 115H176V113H174ZM224 117H223V116ZM227 115V116H226ZM236 115V114H235ZM242 115V116H241ZM249 116H250V114H248ZM14 116V115H13ZM69 116H71V115H69ZM86 116V115H85ZM85 116H83V117H85ZM87 116V117H88ZM101 116V115H100ZM137 116H141V115H136V119H137ZM172 116V115H171ZM185 116V119H186V116L187 117H190L192 120H194V121H196L195 123H193L192 121V126L190 127V128H188L189 126H187L186 124V128L184 127V128H182V126H181V122H182V117H184ZM20 117L22 118V116L20 115ZM28 117V116H27ZM57 117L55 116L54 117V119H53V117H51L53 120H55V118L57 119ZM94 117V116H93ZM97 117V118H98ZM142 117H146V116H142ZM150 116H148V118H149ZM152 117V116H151ZM166 117V116H165ZM169 117V116H168ZM226 117V118H225ZM30 118H32L31 116H30ZM50 118V119H51ZM95 118H93L94 120L93 121H95ZM109 118V117H108ZM113 118H115V117H113ZM112 118V119H113ZM122 118V119H121ZM141 118V117H140ZM139 117H138V119L139 120H148V122H149V119L148 118H141L140 119ZM171 118V117H170ZM5 119H7L6 117H0V121H3V120H5ZM15 120V118H12L11 119V123H12V121H14ZM17 119V118H16ZM28 119V118H27ZM33 119V118H32ZM91 119H92V117H91ZM99 119V118H98ZM102 119V118H101ZM117 119V118H116ZM153 119H155V117L153 118ZM158 119V118H157ZM163 119V118H162ZM168 119V118H167ZM185 119L183 118V120L185 121ZM21 120V119H20ZM23 120V119H22ZM25 120V119H24ZM86 120V119H85ZM88 120H89V118H88ZM100 120V119H99ZM109 120V119H108ZM111 120V119H110ZM118 120V119H117ZM139 120H137L138 121V123L140 122ZM143 121V122H146V121ZM263 120V119H262ZM7 121V120H6ZM30 121V120H29ZM56 121H55V123H56ZM114 121H115V119H114ZM150 121H151V119H150ZM156 121V119L153 121V122H155ZM160 121V120H159ZM189 121V120H188ZM8 122V121H7ZM22 122V121H21ZM37 122V121H36ZM35 122V123H36ZM91 122H92V120H91ZM100 122V121H99ZM106 122V121H105ZM142 122V121H141ZM157 122V121H156ZM156 122L155 123H153L154 125H156ZM160 122H163V121H160ZM186 122V121H185ZM11 123L9 124V125H11ZM17 123V122H16ZM23 123V122H22ZM21 123V124H22ZM29 123V122H28ZM62 123H61V125H62ZM112 124H111V126L112 125H114V123L113 122H111ZM128 123V124H127ZM130 123H132V125L134 124L135 126H136V128H133L132 127V125L130 124ZM150 123H152V122H150ZM158 123V122H157ZM3 125H4V122L2 123ZM24 124V123H23ZM22 124V125H23ZM31 124V125H30ZM37 124V123H36ZM35 124V125H36ZM39 124V123H38ZM52 124V123H51ZM95 124V123H94ZM131 125V127L129 128L128 127V125ZM149 124V123H148ZM148 124H146V125H148ZM153 124H149V125H151V126H154ZM158 124H160V123H158ZM163 124V125H162ZM182 124H183V122H182ZM191 124V123H190ZM254 125L255 124V128H253V129H255V130H253V129H251V128H249L251 125ZM257 124V125H256ZM1 125V124H0ZM6 125V124H5ZM14 125V124H13ZM19 125V124H18ZM29 125L30 126H32V123H29ZM45 125V124H44ZM46 125H48V124H46ZM56 125V124H55ZM58 125V124H57ZM60 125V126H61ZM129 125V126H130ZM143 125V124H142ZM184 125V124H183ZM252 125V126H253ZM261 125H264V120H263V124H261ZM260 125V127L262 128V126ZM24 126H27L26 124L25 125H23V127ZM37 126V125H36ZM48 126H52V125H48ZM48 126H46V127H48ZM67 126V125H66ZM106 126V125H105ZM18 127V126H17ZM23 127L21 126V129H23ZM39 127V126H38ZM143 127H144V125H143ZM157 127H159V125H156V127L154 126L153 127V129L154 128H156L155 129V131L156 132H154V133H158L159 131V129L157 128ZM201 127H203L204 128V130L206 131V132H209V134L208 135H206L207 133L206 132H204V134H203V132L201 133V132H199V130L201 129ZM248 127V129H246ZM259 127V126H258ZM257 127V128H258ZM258 128V129H261V128ZM16 128V127H15ZM19 128V127H18ZM25 128H28V127H25ZM51 128V127H50ZM69 128V129H70ZM101 128V127H100ZM141 131V132H143L142 134H145V135H139V133H141V132H139L138 131V129ZM160 128V127H159ZM202 128V129H203ZM245 128V129H244ZM3 129V128H2ZM8 129V128H7ZM36 129H37V127H36ZM40 129H41V131H43V130H47V129H45V127H43V128H40L39 127V131H40ZM52 129H54V128H52ZM158 129V130H157ZM9 130H10V128H9ZM32 130H33V128H32ZM38 130V129H37ZM67 130V129H66ZM88 130H90V131H88ZM101 130H102V128H101ZM204 130H201V131H204ZM263 130H264V126H263ZM262 130V131H263ZM1 131V130H0ZM16 132H17V130H15ZM31 131V130H30ZM40 131V132H41ZM49 131V130H48ZM73 131V132H74ZM183 131V134H184V136L183 137H181L182 135L181 134H178L177 135V133H181ZM10 132V131H9ZM19 132H21L22 133V131H19ZM18 132V133H19ZM38 132V131H37ZM44 132V131H43ZM51 132V131H50ZM54 132V131H53ZM95 132H93V134H95ZM139 132V133H138ZM160 132H161V130H160ZM159 132V133H160ZM264 132V131H263ZM18 133H16V134H14L13 136H16V135H18ZM56 133H57V131H56ZM79 133V132H78ZM206 133V134H205ZM26 134V133H25ZM24 133L22 134L23 136H21L22 137V141H24L25 143H27V144H30V145H33L35 142L37 143V141H35L33 138H31L30 136H28V133L25 135ZM42 134V133H41ZM64 134V133H63ZM68 134V133H67ZM87 134V133H86ZM90 134V135H91ZM107 134V135H106ZM148 134V135H149ZM152 134V133H151ZM163 134H161L160 136H163V137H166L165 135H163ZM11 135V134H10ZM31 135L33 136V134L31 133ZM45 134H43V136H44ZM47 135V134H46ZM51 135H53V134H51ZM61 135V134H60ZM85 135V134H84ZM158 135V134H157ZM156 135V136H157ZM181 135V136H180ZM89 136V135H88ZM93 136V135H92ZM91 136V138H93ZM143 136H145V137H143ZM154 136V135H153ZM168 136V135H167ZM19 137V136H18ZM54 138H55V136H53ZM57 137V136H56ZM60 137V136H59ZM62 137V136H61ZM60 137V138H61ZM65 137V136H64ZM85 137V136H84ZM84 137H83V139H84ZM95 137H96V135H95ZM142 137L143 138H145V140L147 139V141H145L144 139H142ZM151 137H152V135H151ZM47 138V137H46ZM48 138H52V137H49L48 136ZM149 138V137H148ZM154 138H156V137H154ZM250 138V140H253L251 143H250V151H248L247 149V151L245 150H243L244 148H246V146L243 148V149H239V151H236V152H238L239 153V155L240 156H238V158L239 157H241V160H240V162H236L237 164H230V163H224V165L223 164H220V159H222V158H224V156L226 155V153L227 152H230L231 154H229L230 156L231 155H233L232 153H234V151H235V149H237L238 147H240V145H243V143H245V141L247 142V139H249ZM21 139V138H20ZM36 139H37V137H36ZM87 139V138H86ZM152 139V138H151ZM39 140V139H38ZM55 140H56V138L55 139H48L47 141H45V144H44V146L42 147V145H41V149H40V147H39V156L41 155H47V156H49L50 154L52 155V154H55V152L57 153V149H55L56 147L54 146V145H52L53 144V142L55 143ZM61 140H62V138H61ZM91 140V139H90ZM95 140V139H94ZM74 141V140H73ZM88 141V140H87ZM86 141V142H87ZM143 141L144 142H146V143H144L145 145H147V144H149V145H147L146 146V148H148L149 150L148 151H150L151 150V152L153 153H151L152 155L151 156H149V160L147 161V159H146V155H145V153H147V150H145L144 148H143V146H145V145H143L142 146V144H143ZM173 141H172V143H171V146H172V144H173ZM23 142V143H24ZM43 142V141H42ZM62 142H63V140H62ZM80 142V141H79ZM84 141L83 140H81V142L80 143H83ZM142 142V144H140ZM148 142V143H147ZM150 142V143H149ZM17 143V142H16ZM15 143V144H16ZM19 143H20V141H19ZM46 143L47 144H51V146H45L46 145ZM58 143H60V142H58ZM74 143V142H73ZM159 143V142H158ZM248 143H249V141H248ZM21 144V143H20ZM19 144V145H20ZM56 144V143H55ZM63 144V143H62ZM75 144H76V142H75ZM84 144V143H83ZM88 144H90V143H87V146H88ZM99 144V143H98ZM175 144V145H176ZM23 146H24V144H22ZM30 145H28V146H30ZM59 145V144H58ZM158 145V144H157ZM160 145V144H159ZM162 145H160L161 147H162ZM248 145V144H247ZM16 146H17V144H16ZM21 146V145H20ZM22 146V147H23ZM54 146V147H53ZM74 146V145H73ZM86 146V147H87ZM93 146V145H92ZM94 146H96V144H94ZM166 146H167V144H166ZM97 147H98V145H97ZM96 147V148H97ZM153 147V149H156V148H154ZM161 147L160 148H157L156 150H160L161 149ZM175 147V146H174ZM176 147H177V145H176ZM179 147V146H178ZM15 148V147H14ZM37 148V147H36ZM66 148H68V147H66ZM82 148V147H81ZM85 148V147H84ZM163 148H162V150H160L159 151V153L161 152V151H163ZM241 148V147H240ZM249 148V147H248ZM17 149V148H16ZM20 149V148H19ZM28 149V148H27ZM83 149V148H82ZM85 149V150H86ZM176 149V148H175ZM22 150H23V148H22ZM21 150V151H22ZM35 150V149H34ZM62 150V149H61ZM66 150V149H65ZM253 150H255V153H252L251 154V152H253ZM14 150H12V153H10L9 154V156L10 157H13L15 160H24L25 162L27 161V160H29V159H33L34 158V154L35 153H31L30 151H29V153H24L23 151V153L21 154V153H17V152H13ZM81 152H82V150H80ZM84 151V150H83ZM19 152V151H18ZM33 152H35V151H33ZM79 151H77V153H78ZM80 152V153H81ZM85 152V151H84ZM156 152H158V151H156ZM2 153V152H1ZM165 153V152H164ZM179 153V151L177 152V154ZM180 153H182V152H180ZM7 155L8 156V153H6V152H4V155ZM21 154V155H20ZM37 154V155H38ZM73 154V153H72ZM82 154V153H81ZM147 154H149V152L147 153ZM158 154V153H157ZM236 153H234V155H235ZM76 155V154H75ZM74 155V156H75ZM136 155V156H135ZM144 156L145 155V161H146V163L144 162V158L142 159L141 157H139V158H141V161H143L142 163H144V165H145V167H143V165H142V163H141V161L139 162V159H136L135 157H137V156ZM203 155V156H202ZM204 155H206L205 157H207V155H209L208 157H209V159H207V158H204ZM258 155V156H257ZM40 156V157H41ZM67 156V155H66ZM83 156V155H82ZM81 156V157H82ZM85 156V155H84ZM135 156V157H134ZM142 156V157H143ZM160 156V155H159ZM158 156V157H159ZM235 156H237V155H235ZM235 156H233V157H235ZM255 156H254V158H255ZM89 157V156H88ZM127 157H134L136 160L134 161V163H133V160H134V158H133V160L131 159V163L130 162H128L127 164H126V167L129 165V164H131V165H129L128 166V168H125L126 170H124L123 171V168L121 167V165H120V163L121 162H123L122 160L123 159H125V158H127ZM154 157V156H153ZM156 158H157V156H155ZM173 157H174V155H173ZM178 157H175V158H178ZM264 157V156H263ZM74 158V157H73ZM83 158V160H84V157H82ZM98 158H100V160L101 159H103L104 161H108L109 163L107 164V166L109 165H111L112 163H116V161L117 160H121V162L119 161H117V163H119V167H121L120 169H121V171H120V169L118 170V166H117V164L116 165H111L110 166V168H105L104 169V171L102 172H100V173H103V174H106L107 176H108V178L107 177H105V178H103V177H101L102 179L100 180L98 177V175L97 174H95V175H97L96 177H95V175H93L94 173H92V176H90L91 175V173L89 172L91 169H92V164L94 165L95 164V160L94 159H98ZM160 158V157H159ZM72 159V158H71ZM89 159V160H90ZM128 159V158H127ZM206 159V160H205ZM217 159H219V160H217ZM226 159H228L227 161H229V156L226 158ZM234 158H231V160H233ZM259 159V158H258ZM52 160V159H51ZM74 160V159H73ZM76 160V159H75ZM98 160L99 161V163L101 162V163H103L104 161L103 160ZM235 160V159H234ZM233 160V161H234ZM255 160V159H254ZM253 160V161H254ZM261 160V159H260ZM46 161V160H45ZM125 162H126V159L124 160ZM178 161V160H177ZM226 161V160H225ZM232 161V162H233ZM237 161H239V160H237ZM252 162V164H248L247 163V165L245 164V165H243V163H245V162ZM256 162L255 163H257V160H255ZM16 162V161H15ZM46 162H48V161H46ZM152 162V161H151ZM189 162V161H188ZM229 162H231V161H229ZM261 162H262V160H261ZM264 162V161H263ZM2 163V162H1ZM0 163V165H3V164H1ZM9 163V162H8ZM30 163V162H29ZM32 163V162H31ZM97 163V162H96ZM98 163V167H99V165H101V164H99ZM105 163V162H104ZM103 163V164H104ZM161 163V164H160ZM234 163V162H233ZM259 163V162H258ZM27 164V163H26ZM35 164V163H34ZM39 164V163H38ZM37 164V168H35V171L36 172H38V171H44L47 167H48V164H45V165H38ZM102 164V165H103ZM106 164V163H105ZM104 164V165H105ZM230 164V165H229ZM253 164H254V166H255V168H254V166H253ZM9 165H10V163H9ZM19 165V164H18ZM17 165V166H18ZM21 165V164H20ZM101 165V166H102ZM104 165L102 166V167H104ZM142 165V166H141ZM159 165H160V167H159ZM263 165V164H262ZM193 166V165H192ZM1 167V166H0ZM9 167V166H8ZM12 167V166H11ZM97 167V168H98ZM124 167H125V165H124ZM181 167H179V168H181ZM50 168V167H49ZM49 168H47V169H49ZM58 168V167H57ZM93 168H94V166H93ZM158 168H156L157 170H158ZM100 169V168H99ZM162 171H161V170ZM8 170V169H7ZM34 170V169H33ZM54 170V169H53ZM56 170V169H55ZM171 170V169H170ZM169 170V173H170V176L172 175V173L174 174V171L172 172V171H170ZM180 170L181 169H179V171H177V172H179V173H177L176 172V174H180L182 171H183V168H182V171L180 172ZM15 171H17V170H15ZM32 171V170H31ZM97 171V170H96ZM154 171V172H153ZM209 171V170H208ZM254 171H257L258 173H255ZM8 172V171H7ZM24 172V171H23ZM34 172V171H33ZM41 172V173H42ZM92 172V171H91ZM95 172V171H94ZM147 172H148V175L149 176H147ZM160 172L163 174H161L160 175ZM206 170H205V174H204V176L206 175ZM260 172V173H259ZM17 173V172H16ZM32 173V172H31ZM96 173H98V172H96ZM182 173H184V172H182ZM186 173V172H185ZM239 173H240V171H239ZM238 173V174H239ZM32 174H34V173H32ZM38 174V173H37ZM88 174H89V176H88ZM161 176H159V175ZM166 174V175H165ZM207 174H209V172L207 173ZM237 174V175H238ZM245 174V175H246ZM22 175V174H21ZM152 175V176H153ZM186 175H188V174H186ZM197 175V174H196ZM195 175V176H196ZM202 175V174H201ZM229 175V176H228ZM232 175V174H231ZM236 175V176H237ZM19 176V175H18ZM94 176V177H93ZM158 176H159V178H158ZM177 176V175H176ZM193 176V175H192ZM195 176H193V178H189L188 176H184V174H183V180H181L182 179V177H181V181H185L186 179H187V182L188 183H194L195 181H198L199 183L200 182H202V181H200V180H204V176L202 175L201 177H203L202 179H201V177L199 178V175H198V177H195ZM235 176V177H236ZM16 177H17V175H16ZM35 177V176H34ZM49 177V176H48ZM52 177H50V178H52ZM147 177V179H149V180H146L145 178ZM149 177V178H148ZM163 177V178H162ZM179 177H180V175H179ZM184 177H187L185 180H184ZM207 178H209V175H207L206 176ZM220 177H222V176H220ZM12 178V177H11ZM30 178V177H29ZM41 178V177H40ZM153 178V177H152ZM171 178V177H170ZM178 178V177H177ZM206 178V179H207ZM223 178V177H222ZM0 179H2V178H0ZM6 178H4V180H5ZM25 179H26V177H25ZM103 179H106L105 181L103 180ZM139 179H141V181H138ZM176 179V178H175ZM174 179V180H175ZM232 179V178H231ZM236 179H237V177H236ZM245 179V178H244ZM29 179H27V180H24V178H20V179H17L16 181H14V182H12L11 181V183L9 184V182L7 181V180H5V183H6V181L8 182L7 183V185L9 186H12L13 188H15V190H16V188H20V187H25V186H27L28 188L31 186V184H30V182L31 183H33L32 181H30V182H27ZM32 180V179H31ZM41 180H42V178H41ZM103 180V182L104 183H102L101 181ZM128 180H132V182H134L135 180V182H134V184H136V185H134V184H131L130 185V187H128L127 188V183H125V182H127ZM208 180V179H207ZM207 180H205V181H207ZM246 180V179H245ZM66 181V182H67ZM82 181V180H81ZM82 181V183H84ZM141 184H137L138 182ZM209 181V180H208ZM218 182H220L219 181V179L217 180ZM232 181V180H231ZM233 181H234V179H233ZM236 181V180H235ZM234 181V182H235ZM238 181H241V179L240 180H238L237 179V181L236 182H238ZM242 181H244L243 179H242ZM248 181V180H247ZM36 182V181H35ZM34 182V183H35ZM130 182V181H129ZM132 182H130V183H132ZM152 182V181H151ZM165 182V185H163L162 183H164ZM217 182V183H218ZM0 183L2 184V181H0ZM34 183H33V186H35L36 185V183H35V185H34ZM123 183H125L126 184V188H125V185L123 186ZM130 183H128V184H130ZM179 183V182H178ZM184 183V182H183ZM183 183H181V184H183ZM186 183V182H185ZM188 183L184 186L185 187V189H188L187 187H188ZM208 183H210V182H208ZM223 183V184H222ZM231 183L233 184V182H230V186H233V185H231ZM240 182H238V185L240 186V184H239ZM247 183V182H246ZM53 184H54V186H53ZM85 184V186H87ZM168 184V185H167ZM236 183H234V185H235ZM37 185H36V187H37ZM133 185V186H132ZM167 185V186H166ZM170 185H172V184H170ZM169 185V186H170ZM190 186H191V184H189ZM224 182H221V183H218L217 184V186L215 187V190H218L219 191V193L221 192V196H216V198H214V204H216L218 207H220V209H225L228 205H230L231 203L233 204V203H238L237 205H239V203H242V204H240V205H242L240 208L242 209V211L244 212V211H246V214H247V211H252V213H253V216H251V218H250V221L249 222H247V221H245V223L242 225V226H240L239 224H236L238 227H236V225H234L233 224V226H231L232 228H230L229 226L230 225H232V224H228L229 226H226L225 225V223L223 224V225H225V226H223V227H221V222H220V224L218 225V224H216L217 226H216V230L214 229V231H212L213 229V226L212 225H214V223L211 225L210 223H209V221H208V223H206V224H209V227H210V225H211V229H210V232H212V233H210L211 234V236L213 235V239L211 238V237H209L210 239H212V240H210V242H205V243H201L200 244V242H198V244H200V246L199 247H197V246H195V247H190V246H180V245H182L181 243H178V246H177V244H176V247H180L179 249H180V252L177 254V255H171L172 253L170 252V250H169V248H166V250H165V248H164V250L165 251H163L162 250V252L160 251V253H162L164 256H163V258L165 257V258H168V257H170V255L172 256L171 258L173 259V261H172V263L173 264H264V216H263V214L264 213H262L261 212V207H262V205L264 204V199H262L261 200V198L259 199L258 197L255 199L254 197H251V196H248V188H244V190H242V188L240 189V187H238V189H239V191L237 192V193H235V190H233V189H235V188H237V186L234 188H232V190H229V188L230 187H228L229 186V184L227 185V190H229L228 192H230V193H232L231 194V196L229 197V196H225V198L227 197H229L228 199H226V200H223L222 199V197L224 198V191L226 190L225 188L226 187H224ZM9 186V187H10ZM83 186V185H82ZM114 186H116V187H118L119 188V194H120V192L121 191H124V192H127V193H129L130 194V196H131V194L133 195V197H130V199L131 198H133V199H135V195H136V197H138V199H139V197H140V199L139 200H137V201H131V203L129 202H127V199H125V198H123L121 201H123L124 199L126 200V202L127 203H125L124 201V203L122 202L121 204H115V200H112V196H111V194L109 193L111 190H113L112 188L114 187ZM139 186H142V189H140L139 188ZM148 186H153V187H151V188H153V189H156V190H152L153 192H151V196H150V198L149 199H147V201H152L151 202V204L149 203V202H147V204L145 203V197L146 196H149V193H150V189H149V193H148V189H146ZM156 186H158V188L156 187ZM173 186V185H172ZM172 186H170L169 188H170V190H169V192L168 193H170L171 192V189H172ZM246 186V185H245ZM5 187H6V184H5ZM9 187H6L7 189H9ZM36 187H33V188H35V189H37ZM145 187V188H144ZM194 187V188H193ZM212 187V186H211ZM250 187V188H251ZM258 187H256V189L258 188ZM2 188H4V187H2ZM5 188V189H6ZM161 187H160V189H162ZM190 188V187H189ZM198 188H200V187H198ZM201 188H203V187H201ZM206 188H209V186H207ZM259 188H261V187H259ZM38 189V190H39ZM94 189V188H93ZM143 189H144V191L145 192H143ZM159 189V190H160ZM212 189V188H211ZM246 189V190H245ZM18 190V189H17ZM22 190H24V188L22 189ZM31 190V189H30ZM49 190V189H48ZM92 190V189H91ZM98 190V189H97ZM174 190V188L172 189V191ZM182 190H184V188H182ZM202 189H195V186H191V188H190V194H191V192L193 193V195L197 198V199H199L200 200V198L202 199H205V197H208V196H205V195H207V192L209 193V190H207V192H205V189H203V191L206 193L205 195L203 194L204 192H202L201 191ZM253 190V189H252ZM263 191H264V189H262ZM14 191V190H13ZM42 191V190H41ZM44 191V190H43ZM147 191V192H146ZM180 191H181V188L179 189V192H178V195L180 196L181 194H182V192H184V191H181V193H180ZM211 191V190H210ZM262 191V192H263ZM5 192V191H4ZM26 192V191H25ZM45 192V191H44ZM93 192V191H92ZM123 192V193H124ZM154 192H155V194H154ZM175 192V191H174ZM174 192H172V193H174ZM185 192H187V191H185ZM1 193V192H0ZM12 193V192H11ZM20 193H23V191H21V192H19V195H20ZM41 193V192H40ZM117 193V192H116ZM159 193H158V195H159ZM176 194H177V191L175 192ZM174 193V194H175ZM180 193V194H179ZM189 193V191L185 194V195H187ZM226 193H227V191H226ZM225 193V194H226ZM264 193V192H263ZM2 194V193H1ZM0 194V199H2L3 197V194L1 195ZM18 194V193H17ZM16 194V195H17ZM102 194V195H101ZM118 194V193H117ZM125 194V193H124ZM154 194V195H153ZM184 194V193H183ZM183 194H182V196H183ZM212 194V193H211ZM223 194V195H222ZM229 194V193H228ZM9 195V194H8ZM11 195V194H10ZM18 195V196H19ZM24 195H25V193H24ZM122 195V194H121ZM205 197H204V196ZM220 195V194H219ZM29 196V195H28ZM126 196H128L129 197V195H126ZM191 196V195H190ZM190 196H189V194H188V196L187 197H189L190 198ZM194 196H192L191 198L193 199V200H195V202L196 201H198V200H196L195 198H193ZM2 197V198H1ZM11 197H12V195H11ZM14 197V196H13ZM22 198H23V196H21ZM92 197V196H91ZM114 197V196H113ZM116 197V196H115ZM114 197V198H115ZM119 197V196H118ZM117 197V198H118ZM122 197V196H121ZM121 197H119V198H121ZM127 197V198H128ZM177 197V196H176ZM215 197V196H214ZM264 197V196H263ZM24 198H25V196H24ZM155 198H157V196L155 197ZM154 198V199H155ZM160 198V197H159ZM189 198H188V200H189ZM212 198V197H211ZM19 199H20V197H19ZM137 199V198H136ZM185 199H187V198H185ZM202 199V200H203ZM155 200H157V199H155ZM187 200V201H188ZM201 200V201H202ZM38 201V200H37ZM120 201V200H119ZM119 201H116V203L117 202H119ZM163 201V200H162ZM190 201H191V199H190ZM211 201H212V199H211ZM211 201H210V203H211ZM212 201V202H213ZM15 202V201H14ZM70 202V201H69ZM34 203H35V201H34ZM47 203V202H46ZM148 203L151 205H148ZM192 203V202H191ZM3 204V203H2ZM42 204V203H41ZM49 204V203H48ZM52 204V203H51ZM93 204H95V203H93ZM97 204V205H98ZM211 204H213V203H211ZM213 204V205H214ZM10 205H12L11 203H10ZM13 205H15V204H13ZM90 205V204H89ZM89 205H86V206H88L89 207ZM155 205H157V204H155ZM161 205V206H160ZM163 205V206H164ZM210 205V204H209ZM4 206V205H3ZM43 206V205H42ZM208 206V205H207ZM1 207V206H0ZM29 207V208H28ZM90 207H91V205H90ZM89 207V208H90ZM94 205H92V207L91 208H93L94 209ZM179 207V206H178ZM214 207V206H213ZM230 207H231V205H230ZM236 207H238V206H236ZM97 208V206L95 207V209ZM140 208H143V210H144V212H142V213H144V214H146V212L147 211H159L157 214H161L160 216V218L161 219H157V217L156 218H152V216L154 217V215H151V216H149L151 213H149V215H142V213H140ZM167 208H163V211L164 210H166ZM228 208H229V206H228ZM232 208H234V206L232 207ZM55 209V210H54ZM137 209H139L138 211H137ZM154 209V210H153ZM227 209V208H226ZM225 209V210H226ZM88 210V209H87ZM90 210V209H89ZM88 210V211H89ZM92 210V209H91ZM101 210V209H100ZM105 210V209H104ZM233 210H235V208L233 209ZM230 211V212H228L229 214H230V217H228L229 216V214L227 215L226 214V211H225V213L224 214H226L225 216H226V220L224 221V222H226L227 220L229 221V220H231V217H233L234 219L236 218V220L238 219V217H239V209L237 208L235 211ZM91 212V211H90ZM94 212H96V211H94ZM101 212V211H100ZM104 212V211H103ZM168 212V213H169ZM243 212L241 213V214H243ZM259 212H260V215L261 216H256L255 214L256 213H258L259 214ZM93 213V212H92ZM97 213V212H96ZM96 213H95V215H96ZM113 213V212H112ZM223 213V212H222ZM251 213V212H250ZM262 213V214H261ZM101 214H103V213H101ZM100 214V215H101ZM148 214V213H147ZM156 214V215H157ZM220 214V213H219ZM223 214V215H224ZM240 214V215H241ZM257 214V215H258ZM90 215V214H89ZM94 215V216H95ZM98 215V214H97ZM218 215V214H217ZM244 215H245V212H244ZM244 215H242V216H244ZM249 215V214H248ZM248 215H246V217H248ZM255 215V216H254ZM62 216V215H61ZM63 216H66V215H63ZM104 216H106L107 217V215H104ZM89 217H91V216H89ZM106 217L104 218L103 217V219L102 220H105V222H106ZM182 216H180V218H181ZM187 216H184V218H186ZM213 217V216H212ZM227 217L229 218V219H227ZM59 218V217H58ZM98 218V217H97ZM110 218V217H109ZM180 218H179V220H180ZM183 217H182V219H184ZM190 218V215H189V217L188 218H186L187 220ZM210 218V217H209ZM233 218H232V221H234L233 220ZM240 218V217H239ZM241 218H243V217H241ZM60 219V218H59ZM82 219V218H81ZM177 219H176V222H178L177 221ZM192 219V218H191ZM215 219V218H214ZM221 219V218H220ZM47 220H49V219H47ZM51 220V219H50ZM63 220H64V218H63ZM90 220L91 219H86V218H83L82 220H79V223L81 224V223H88V222H90ZM92 220H94V219H92ZM91 220V221H92ZM193 220L195 221V218L193 217ZM222 220V219H221ZM239 221L241 220V219H238ZM1 221V220H0ZM52 221V220H51ZM68 221V220H67ZM150 221H152L151 222V225H150ZM192 221V220H191ZM215 221H217V220H214V222ZM228 221H227V223H228ZM239 221H236L237 223L239 222ZM64 223L66 222V220L65 221H63ZM74 222V221H73ZM170 222V223H169ZM181 222V220L179 221V223ZM190 222V221H189ZM188 222V223H189ZM193 222V221H192ZM243 222V221H242ZM39 223V222H38ZM52 223V222H51ZM55 223H58L59 224V222H55ZM78 223V225H76L75 223H67V224H64V228H63V231L64 232H66L65 233V235L63 236V237H65L66 239L68 238V239H70L71 237V235L74 233H77V232H80V239H79V243H78V239L76 240L77 241V243H78V245H80L82 248H84V246L86 245V243H88V242H93L94 243V241L96 242V245H97V241H99V239H100V235H101V237H102V234H104L105 235V233L103 232L104 230H102L101 228H100V226L98 227V229L100 228L101 229V232H100V230H99V232H97L96 231V233H86L85 231H84V233H86V234H82V236H81V231H78V228H80V224ZM95 223V222H94ZM127 223V224H128ZM132 223H130V226H132L131 224ZM142 223V222H141ZM179 223L177 224L178 226H180L179 225ZM216 223V222H215ZM230 223H231V221H230ZM240 223V222H239ZM91 224V223H90ZM101 224V223H100ZM105 224V223H104ZM103 224V225H104ZM133 224V227L135 226ZM137 224V223H136ZM143 224V223H142ZM141 224V225H142ZM35 225V224H34ZM43 225V224H42ZM45 225H47V223H45ZM49 225H51L50 223H49ZM92 225V224H91ZM91 225H89V226H91ZM94 225V224H93ZM129 225V224H128ZM139 225H140V223H139ZM141 225H140V227H141ZM28 226V225H27ZM85 226V225H84ZM96 226H97V224H96ZM105 226H107V224L105 225ZM123 226H124V229H123ZM137 227H135V229L133 230L134 231V236H136V237H140L139 235H140V232H142V230L138 227V225H136ZM162 226V227H163ZM167 226V225H166ZM166 226H164V227H166ZM178 226H176L175 225V227H178ZM184 225H182V227H183ZM215 226V225H214ZM30 227V226H29ZM142 227H143V225H142ZM141 227V228H142ZM146 227H147V225H146ZM145 227V228H146ZM161 227V228H162ZM170 227V229H172L173 230V228L174 227H172L171 228ZM208 227V226H207ZM234 227V228H233ZM25 228V229H24ZM32 228V227H31ZM62 228V227H61ZM105 228V227H104ZM116 228V229H115ZM131 228V227H130ZM169 228V227H168ZM179 228V227H178ZM180 228H181V226H180ZM27 229V230H26ZM38 229V228H37ZM44 229V228H43ZM81 229V228H80ZM86 229H89V228H87L86 227ZM85 229V230H86ZM90 229H92V228H90ZM127 229V228H126ZM143 229H144V227H143ZM148 229V228H147ZM146 229V230H147ZM175 229V228H174ZM206 229V228H205ZM31 230V229H30ZM35 227L32 229V231H34L35 232ZM39 230V229H38ZM115 230V231H114ZM141 230V231H140ZM155 230H158V229H155ZM87 231V230H86ZM90 231V230H89ZM129 231V230H128ZM131 231V230H130ZM159 231H162V230H160L159 229ZM176 232V231H178V229L177 230H173V232ZM180 231V230H179ZM37 232V231H36ZM35 232V233H36ZM88 232V231H87ZM103 232V233H102ZM143 232H144V230H143ZM162 232H165V231H162ZM39 233V232H38ZM37 233V234H38ZM41 233V232H40ZM113 233H111V234H113ZM177 233V232H176ZM62 234H64V233H62ZM78 234V233H77ZM76 234V235H77ZM110 234V233H109ZM109 234H106V235H109ZM125 234V233H124ZM141 234H144V233H141ZM148 234V233H147ZM161 234V233H160ZM164 234V233H163ZM167 234V235H166ZM186 234V233H185ZM209 234V233H208ZM39 235V234H38ZM61 235V234H60ZM79 235V234H78ZM105 235V236H106ZM120 235V234H119ZM118 235V236H119ZM122 235V234H121ZM132 235V236H133ZM138 235V236H137ZM176 235V234H175ZM36 236V235H35ZM113 236V235H112ZM116 236V235H115ZM210 236V235H209ZM37 237V236H36ZM40 237V236H39ZM135 237V239H137ZM141 237H143V235L141 236ZM186 237V238H185ZM208 237V236H207ZM106 238H104L103 237V240L102 241H106ZM178 238H180V237H178ZM196 238V237H195ZM214 238H218L217 240L218 241H216V239L214 240ZM67 239V240H68ZM73 239V238H72ZM74 239H76V238H74ZM102 239V238H101ZM101 239H100V241L99 242H101ZM130 239H133V240H131L130 241ZM197 239V238H196ZM195 239V241L194 242H196L197 243V240ZM201 239V238H200ZM207 239V238H206ZM205 239V240H206ZM108 240V239H107ZM209 240V239H208ZM237 242H236V241ZM111 241V242H110ZM127 241V243H125ZM129 241V242H128ZM174 241H176V243H177V240H174ZM198 241H200L199 240V238H198ZM203 241V240H202ZM98 242V243H99ZM154 242H157V243H154ZM172 242V241H171ZM194 242H193V244H194ZM230 242H231V245H230ZM232 242L233 243H235V244H232ZM11 243H13V244H15V247H10V246H5L6 244H11ZM40 243V242H39ZM75 243V242H74ZM107 243H108V241H107ZM170 243V242H169ZM169 243H168V245H169ZM195 243V244H196ZM90 244V243H89ZM104 244V243H103ZM102 244V245H103ZM130 244V245H131ZM77 245V246H78ZM82 245H84V246H82ZM94 245H95V243H94ZM101 245V244H100ZM105 245V244H104ZM134 245H133V248H134ZM144 245H147V246H144ZM167 245V247H169ZM174 245V244H173ZM185 245V244H184ZM14 246V245H13ZM64 245H62V246H59V250L61 251V253H60V251L57 253V254H61L62 255V252H64V250L66 251V246H64ZM73 246H74V244H73ZM76 246V245H75ZM89 246V245H88ZM87 246V247H88ZM123 246V247H124ZM137 246H135V248L137 247ZM170 246H171V248H172V244H170ZM194 246V245H193ZM39 247H40V249H39ZM68 247V246H67ZM86 247V246H85ZM91 247V246H90ZM96 247H98V246H96ZM104 247V246H103ZM112 248V249H115V248ZM130 247V246H129ZM129 247L127 248V249H129ZM69 248V247H68ZM67 248V249H68ZM89 248V247H88ZM87 248V251L89 250ZM122 248V247H121ZM135 248H134V250H132L131 249V247H130V249L129 250H132V251H135V253H136V251L137 250H135ZM150 248V247H149ZM170 248V249H171ZM45 249V248H44ZM74 249V248H73ZM86 249V248H85ZM85 249H82L83 250V252L84 251H86ZM94 250H96V248L94 247L93 248ZM104 249V248H103ZM105 249H108L107 247H105ZM104 249V250H105ZM126 249V254H127V250ZM154 249V251H156ZM173 249V248H172ZM176 249V248H175ZM76 250V249H75ZM80 248H78L77 249V252L79 253L80 252ZM93 250V252H92V249L91 250H89L90 251V253H91V256H89L90 258H86V261H84V259L83 260H80L78 257H76V258H74V259H70L71 258V256H70V258L68 257H65V258H63L64 260H65V262H66V264H104V261H102V260H98V259H95V258H97V256L99 257L100 256V254H102L103 253V250L101 251V250H97V251H94ZM116 250V249H115ZM123 250V249H122ZM125 250V249H124ZM144 250V249H143ZM145 250H147V249H145ZM73 251V250H72ZM88 251V252H89ZM100 251H101V253H100ZM109 251V250H108ZM107 251V252H108ZM148 251H149V249H148ZM147 251V252H148ZM150 251H151V248H150ZM153 251V250H152ZM173 251V250H172ZM174 251H176V250H174ZM70 252V251H69ZM105 252V251H104ZM111 252H113V251H111ZM117 251H115V253H116ZM120 252V251H119ZM119 252H118V254H119ZM122 252V251H121ZM141 252V251H140ZM146 252V253H147ZM85 253V252H84ZM87 253V252H86ZM123 253V252H122ZM121 253V254H122ZM124 253V254H125ZM139 253V252H138ZM149 253H152V252H149ZM70 254V253H69ZM81 254V253H80ZM104 254V253H103ZM102 254V255H103ZM105 254H106V252H105ZM104 254V255H105ZM117 254V253H116ZM120 254V255H121ZM130 254V251H129V253H128V255ZM68 255V254H67ZM66 255V253H65V256H67ZM74 255V254H73ZM89 255V254H88ZM101 255V256H102ZM109 255H112V254H108L107 256H109ZM133 255H134V253H133ZM136 255V254H135ZM144 255V254H143ZM142 255V256H143ZM148 255V254H147ZM35 256H37L38 258H37V262H36V258L34 259L35 260V262H30V260L33 258V257H35ZM69 256V255H68ZM113 256V255H112ZM123 255H121V257H122ZM141 256V255H140ZM141 256V257H142ZM145 256H146V254H145ZM151 256V255H150ZM193 256L195 257H197V260L196 261H193ZM80 257H81V255H80ZM110 257V256H109ZM109 257H107V258H109ZM114 257V256H113ZM117 257V256H116ZM144 257V256H143ZM147 257V256H146ZM149 257V256H148ZM160 257H161V254H160ZM53 258V257H52ZM67 258V259H66ZM104 258H105V256H104ZM120 258V257H119ZM124 260L127 262V263H130V262H132V260H134V257L132 256V260L131 259H129V258H131L130 256H127V255H124ZM140 258V257H139ZM157 259V260H154V261H152V262H149V263H146L145 262V258H141V259H139V260H137V262H136V260H135V262H136V264H168V263H170V262H168L167 263V260L166 259ZM110 259V258H109ZM121 259V258H120ZM119 259V260H120ZM169 259V258H168ZM33 260V259H32ZM33 260V261H34ZM166 260V261H165ZM53 261V262H52ZM122 261V260H121ZM55 262V263H54ZM60 262V261H59ZM64 262V263H65ZM119 262V261H118ZM58 263V262H57ZM62 263V262H61ZM59 264V263H58ZM116 264V263H115ZM126 264V263H125Z\"/></svg>","mask_w":264,"mask_h":264},{"label":"rangeland","instance_id":"rangeland-1","mask_svg":"<svg viewBox=\"0 0 264 264\" xmlns=\"http://www.w3.org/2000/svg\"><path fill=\"white\" fill-rule=\"evenodd\" d=\"M15 1V2H14ZM20 0H6L4 3H6V4H2L1 3V0H0V17H1V20L3 19V21H6L5 23L3 22V21H1L0 20V40H3L2 42H0V117H6L7 119H5V120H3V121H0V163L1 164H3V165H0L1 167H0V178H2V179H0V181H2V184L0 183V192L3 194V198L2 199H0V210L2 209V210H8V208H9V210H12L13 208L12 207H14V208H16V206L17 207H19V205H20V203L21 202H23V201H26V199H28L27 201H29L30 203L32 202L33 204H31V205H29V207H34L35 206V209L37 208V209H40L41 207H46L47 205L48 206H57V203H58V205L59 204H61V199H59V198H55V197H53L52 196V194H51V191L52 190H50V189H52L53 187H49V188H44V189H39V186H40V184H41V182H42V184L43 183H45L47 180L49 181H51V179H52V181L54 180V178L52 177V176H57V175H62V174H64V171H63V169L61 168L60 169V167L59 166H57V164L60 162V161H64L65 159L67 160L68 158L70 159V160H72V161H87V159H88V161H92L90 158L92 157L91 155H88L87 153H86V151H87V149H91V148H88L89 146L90 147H93L92 149H98V148H100V142H97L98 141V139L100 138V136H102L105 132L107 133V132H111V131H114V129H112V127L113 126H115V124H117L116 123V121H118L119 122V117H120V115L122 114V112H123V116L121 115V117L123 118L124 116L126 117V120H127V122L129 123L131 120V117L130 116H132V114L134 113V111H133V109L134 110H136L137 108L135 107L136 106V104L141 100H139V98L141 97L142 98V95H144V93H145V90L147 89L146 87H144V86H141V85H139V83H137V85H138V87H137V85H135V83L137 82L136 81V77H134V76H137L138 75V73L137 72H135V71H137V69H139V67H140V65H139V63L138 62H136L133 66V68H132V70L130 69V71H132V74H131V72L129 71V75L127 76V79H125V82H124V87H127L125 90H124V92H123V94H122V98L123 99H125L126 97H128V95H133V93H134V91H138L139 90V88L140 87H142V92H143V90H144V93H142L141 94V96H139L138 95V99L136 98V102H134L133 103V105L131 104V107L129 106V105H126L124 108H128V111L126 110V109H124V108H122V109H119L120 111H122V112H120L119 110V112L121 113V114H119V113H117L118 111H116V113H115V111H113V112H108V113H111V116H108L107 115V111H105L103 108H101V107H99V108H96V110L94 111H92V113H90V115L88 114V113H83V114H81V117L84 119V121H86L89 125H92V126H97L98 125V123H101V120H102V123L104 124V127L103 126H101V125H98V131H99V133H98V131H96L99 135V137L97 136V133L95 132V131H93V132H95V134H93V132H92V134H91V132H87L86 130L83 132V131H74L73 129H71V128H73V126H72V124H71V120H73V119H71L70 118V123L68 122L67 124H64L63 125V123H62V125H61V123L59 124L56 120H58V117H57V113L56 112H51V110H49L50 108H52V107H56L57 105L58 106H62L63 107V109L65 108L66 110V112H69L68 113V117H72V115L74 114V120H73V122H75V119H76V115H79L80 113H81V104L82 103H76V104H72L73 103V100H74V96H75V94L76 95H78V93L80 94L81 92H82V90H83V87H84V85H76V88H75V85H72V83H69V85H68V89L67 90H65V92L63 91V92H61L60 91V89H58L59 88V86H60V83H58L57 82V84H56V82H53V84H52V79H51V83L49 82V81H38V83H36V84H34L33 86H29V87H27L26 86V82H28V81H31L30 80V78L32 79L33 77H35L34 75L36 74V73H44L45 72V75L46 76H44V77H66V76H69V75H71V74H73L74 72H76V70H75V67L78 69V67L79 66H81V64L83 63L82 61H83V59L82 58H80L81 57V55H80V53L78 52L79 51V48L81 49V47H83L82 45H80V47L79 46H76L77 45V39L79 38L80 39V36L82 35H84V34H86V35H90V36H92V34H93V36H94V34L96 35H104V34H106L107 33V31H109L108 29H105V28H107V25L108 24H116L117 22V24H123L124 26H126L125 28H124V30L122 31L123 32V36H125L126 37V39H123V40H128V39H138V38H141V37H145V40H142V41H144V45L147 47H153V45H154V43H155V41L156 40H158V39H160V38H162V37H164L160 32L161 31H163V32H165L164 34H165V37L167 36V33H168V30L167 29H169V25H170V27L171 26H173V25H175V27H180V26H183L182 28H181V30L182 31H186L187 30V28H189L191 25H193L192 23H194V25L196 24V19H198L197 20V22L199 23H197L196 25H198V26H200V27H202L203 25H205L206 27L205 28H207V24H208V26L210 25L211 26V28L212 27H217V26H219V27H217L216 28V31L218 32V30H220V29H224V23H223V21L221 22V23H215V22H218V20H221V19H219V18H221V16L218 14L214 19H216V20H214V19H211L212 21H210L209 19V23L206 21V20H202L201 19V13H198L199 11H200V9H199V7H198V5L200 6V4L201 3H203V1L204 0H198V1H193L194 2V6H195V8H196V10L198 9V11H196L195 12V14H193L194 16L193 17H191L192 18V23L189 21V18L188 17H190V15H191V13H193L194 12V10H193V12L192 11H190V12H185V15H187V18L186 17H184L183 16V19H181V20H178L177 22H175V23H177V24H175V23H173L174 22V20H175V18H174V16H176L177 14H178V11H180V10H182V8H180L182 5L180 4V0H176V2H174L175 0H159V2H157V0H154V2L153 1H151V3L153 2L154 4H155V6L156 5H159V4H166V3H164L165 1L167 2V3H169L167 6H169V8L168 7H166V5H165V10H164V8H163V10L161 11V12H165L166 13V11L167 12H170V14H171V17H173V19L171 18H168V17H166V18H163V15H164V13H160V11H159V9L160 8H158V6H156L157 8H158V12L156 11L157 9H155L156 7L154 6V4L152 3V4H150L149 2H150V0H147V2H145L146 0H139V1H141V5H142V3H143V1H144V3H146V4H144L143 3V5L142 6H139L140 5V3L138 2V0H47L46 2H43V0H34V2H32V3H28V6L26 7V3H22V2H19ZM35 1L36 2H38L39 3V6H41L40 8H38L39 6H38V3H35ZM45 1V0H44ZM58 1V2H57ZM60 1V2H59ZM161 1V2H160ZM178 1V2H177ZM229 1V0H228ZM17 2V3H16ZM19 2V3H18ZM41 2V3H40ZM73 2V4H71ZM103 2V3H102ZM123 2V3H122ZM131 2H133V3H131ZM201 2V3H200ZM216 3L217 4V6H218V4L219 3H221V4H219V6L221 5V7H217V9H218V12L220 11V12H223L225 9H226V5L230 2H227V1H223V0H221V1H216V0H213L211 3ZM244 2H245V0H244ZM9 3V4H8ZM14 3V4H13ZM22 3V4H21ZM61 3H63V4H61ZM97 3V4H96ZM120 3V4H119ZM129 3H131V5H133V7L132 6H130V8H135L134 6H136V8L138 9V7H139V13H140V9H142L143 10V12H145L144 10L145 9H143V8H145V7H147L146 9H149V10H147L146 11V14H144V16L142 17V18H144L145 16H147V17H145L144 19H142L141 18V16L140 15H137V16H135L137 13H134V12H138L137 10L136 11H134V9H133V13L135 14L134 16H131V15H133V13H131L132 12V9H130L128 6L130 5ZM139 4V5H136V4ZM159 3V4H158ZM248 3H250V4H253L252 2H250V0H248V2L246 3H244V6H245V4H246V6H247V4ZM48 5V7L47 6H45V5ZM70 4H71V6H70ZM87 4V5H86ZM105 4V5H104ZM147 4L149 5V7L147 6ZM249 4V5H250ZM20 5V6H19ZM62 5H64V6H62ZM68 5V6H67ZM95 5V6H94ZM101 7H100V6ZM114 5V6H113ZM125 5H127V6H125ZM150 5L151 6H153V7H150ZM172 5V6H171ZM249 5L246 7H243V4H241V7L239 8L238 6H234L235 8H236V10L238 11H234L235 10V8L233 7V11L235 12V14H237V16H238V18H240V19H242V17H243V19L245 18V16L246 17H248V19L247 20H249V19H251V21H253V20H256L257 18V20H260V21H262V23H263V20H261L262 19V16L260 17V15L262 14V12H260V14H259V17H258V15H257V17H256V15H255V13L254 12H252V14H250L248 11H247V14H245V12H246V10H247V8L249 7ZM254 5V4H253ZM252 5V6H253ZM44 6V7H43ZM75 6V7H74ZM98 6H99V8H98ZM115 7V8H111V7ZM120 6V7H119ZM125 6V7H124ZM145 6V7H144ZM175 7V9H174V7ZM178 6H179V8H178ZM257 6H260V5H256V6H254V7H257ZM262 6V5H261ZM260 6V7H261ZM29 7V8H28ZM64 7V8H63ZM66 7H67V9H66ZM74 7V8H73ZM109 9H108V8ZM130 9V11H129V9ZM143 7V8H142ZM20 8V9H19ZM24 10H23V9ZM26 8V9H25ZM34 8V9H33ZM41 8H43L42 10H41ZM44 8H46V10L44 9ZM57 8H58V10H60V9H62V10H65L66 12H68L67 13V16L65 17V19L63 18L62 20L59 18V17H56V15H57V13L56 12H58L57 11ZM70 8V9H69ZM75 9V10H73V9ZM81 8V9H80ZM121 8V11L119 10V9ZM135 8V9H136ZM155 9V11L154 12H152L154 9ZM194 8V9H195ZM242 8V9H241ZM81 11H80V10ZM112 9H114L115 11H111ZM117 9V10H116ZM123 9V10H122ZM126 9V10H125ZM128 9V10H127ZM151 9H153V10H151ZM203 9L204 8H202L201 10L203 11ZM239 9V10H238ZM243 9H245L244 11H243ZM7 10H8V13H7ZM21 10V11H20ZM30 10H32V11H30ZM55 10H56V12H55ZM82 10H83V12H82ZM108 10H110L109 12H108ZM169 10V11H168ZM172 10H173V12H172ZM174 10L175 11H177V13L176 12H174ZM240 10H242V13L240 12ZM27 11V12H26ZM29 11V12H28ZM125 11H129L128 13H126ZM23 12V13H22ZM43 12H45V13H43ZM81 12V13H80ZM113 12V13H112ZM142 12V11H141ZM157 14H156V13ZM219 12V13H220ZM240 12V13H239ZM2 13V14H1ZM52 13V14H51ZM53 13H55V14H53ZM101 13V14H100ZM104 14V17L102 16L103 14ZM122 13H125V14H127L128 15V17H126L124 20H121L120 18V15L122 14ZM148 13V14H147ZM186 13H190V14H186ZM197 13V14H196ZM5 14V15H4ZM8 14H10V15H8ZM88 14H89V16H88ZM130 14V15H129ZM244 16H243V15ZM3 15L5 16V17H3ZM17 15V16H16ZM44 15V16H43ZM52 16V18H54V19H52L51 18V20L49 19L50 17L49 16ZM55 15V16H54ZM141 15H143V13L141 14ZM152 15H154V16H152ZM157 15H158V17H157ZM196 15L198 16V15H200L199 17H200V19H201V23H200V20H199V17H196ZM242 15V16H241ZM249 15H251V16H249ZM47 16L49 17L48 19H47ZM71 16V17H70ZM72 16H74V17H72ZM119 18H118V17ZM130 16H131V18H130ZM161 16V17H160ZM192 16V15H191ZM6 17H9L10 19L8 20ZM100 17V18H99ZM134 17V18H133ZM149 17V18H148ZM251 17V18H250ZM254 17H256V19H254ZM20 18V19H19ZM82 18V19H81ZM108 20H107V19ZM137 18V20H135ZM155 18H157V19H155V21H154V19ZM160 18H162V19H160ZM190 18V19H191ZM259 18H261V19H259ZM6 19V20H5ZM60 19V20H59ZM67 19V20H66ZM71 19V20H70ZM78 19V20H77ZM99 19V20H98ZM128 19V20H127ZM131 19H132V21H131ZM150 19H152V20H150ZM158 19H160L161 21H162V23H161V21L159 20L158 21ZM164 19L165 20H167V21H164ZM188 20V22H187V20ZM193 19H194V21H193ZM218 19V20H217ZM237 19V18H236ZM19 21V23H18V21ZM39 20V21H38ZM45 20V21H44ZM48 20V21H47ZM73 20H75V22L73 21ZM107 20V21H106ZM117 20V21H116ZM119 20H121V21H119ZM127 20V21H126ZM143 20V21H142ZM149 20H150V22H149ZM169 20V21H168ZM172 20V21H171ZM184 20V21H183ZM256 20V23H258V24H260V22L259 21H257ZM8 21H10V22H8ZM78 21V22H77ZM80 21V22H79ZM103 21V22H102ZM106 23H105V22ZM115 21H116V23H115ZM123 21V22H122ZM125 21V22H124ZM128 21H131V22H128ZM137 21V22H136ZM142 21V22H141ZM145 21L146 22H148V24H146L145 23ZM151 21L153 22V23H151ZM156 21H157V23H156ZM179 21H181V22H185L186 21V24L184 23H181V22H179ZM1 22H3V23H1ZM36 22V23H35ZM52 22V23H51ZM74 22V23H73ZM79 23V24H87L88 26H89V28L87 27L86 29H84L81 25V27H79V28H81V29H79V31L77 30V32L78 33H76V32H72V33H69V34H66V36L68 37H66V39L64 40V43H59V42H57L56 40H54V38L52 39V36L53 35H55V34H53V33H56L58 30H60L61 28L60 27H62L63 29L64 28H66L65 27V25L67 26V28L68 27H70V26H72L73 24H75V23ZM164 22V23H163ZM205 22H207L206 24H205ZM211 22V23H210ZM34 23V24H33ZM38 23V24H37ZM45 23V24H44ZM50 23V24H49ZM91 24V26H90V24ZM105 23V24H104ZM126 23L128 24V25H126ZM135 24L134 25V27L132 26L131 27V25H133V24ZM141 24V23H143V25H145L146 24V26H142V24H141V26L144 28V29H141V30H144L145 32H146V34L142 31L141 32V30H139L140 29V27H138V26H140L139 24ZM191 24V25H188V24ZM204 23V24H203ZM215 23V24H214ZM223 23V24H222ZM19 24V25H18ZM29 24V25H28ZM31 24H33V25H31ZM42 24V25H41ZM107 24V25H106ZM131 24V25H130ZM136 24H138V25H136ZM150 24V25H149ZM161 26H160V25ZM179 24H181V25H179ZM213 24V25H212ZM221 24V25H220ZM8 25V26H7ZM36 25H39V27H40V25H41V28L43 27V28H45V29H43L42 31L44 32V34H43V32L41 31V32H39V34H37V32L34 30V28H35V26ZM44 25H45V27H44ZM106 25V26H105ZM130 25V26H129ZM151 25L153 26V27H151ZM158 27V29L159 30H161V31H158V29L155 27ZM176 25H178V26H176ZM22 26H24V27H22ZM26 26H28V28H32L31 29V31L32 32H29V34L27 33V27ZM47 26V27H46ZM54 26V27H53ZM103 26V27H102ZM166 26H168V28L166 27ZM186 26V27H185ZM221 26H222V28H221ZM26 27V28H25ZM130 27H131V29L132 28H134L135 29V31L132 29H130ZM146 27H148V28H146ZM151 27V28H150ZM167 28L166 30L165 29H162V28ZM21 30H19V29ZM137 28H139V29H137ZM150 28V29H149ZM155 28V29H154ZM210 28V27H209ZM235 28H238V27H235ZM241 28V27H240ZM23 29H25L24 30V32L26 33V35H25V33L24 32H22V30ZM58 29V30H57ZM84 29V30H83ZM148 29V30H147ZM154 30V34L156 33H160L158 36H157V39L155 38H153L152 39V37H156V34L154 35L153 34V36H151V33H153V30ZM185 29V30H184ZM223 29L220 31V32H222L223 31ZM239 29V28H238ZM238 29H235V30H237L238 32L237 33H239V32H242L243 31V28H241V30H238ZM81 30V31H80ZM83 30V31H82ZM137 30H139L138 32H136ZM147 30V31H146ZM165 30V31H164ZM35 31V34L33 33ZM101 31V32H100ZM156 31V32H155ZM229 31H234V28L233 29H230ZM19 32H22V34L21 33H19ZM124 32H125V34H124ZM131 32H135L134 34L135 35H133V34H131ZM147 32H149V33H147ZM162 32V33H163ZM167 32V33H166ZM12 33V34H11ZM21 34V35H19V34ZM82 33V34H81ZM126 33H128V35H126ZM137 33V34H136ZM145 34V36L143 35V34ZM7 34V35H6ZM8 34H10V35H8ZM28 34V35H27ZM35 36H34V35ZM37 34V35H36ZM140 34V35H139ZM12 35V36H11ZM17 35H19V36H17ZM23 35H24V37H23ZM50 35V36H49ZM150 35V37H151V39H149L148 38V36ZM13 37V38H11V37ZM22 36V37H21ZM37 36V37H36ZM85 36V35H84ZM137 36H139V37H137ZM160 36H162V37H160ZM20 37V38H19ZM34 37L35 39H32V38ZM49 37V38H48ZM261 37H263V41H264V34H262V36ZM24 38V39H23ZM25 38H27V39H25ZM124 38V37H123ZM128 38V39H127ZM32 39V40H31ZM68 39V40H67ZM130 39V40H131ZM150 40V42L148 43L147 42V40ZM9 40V41H8ZM24 42V43H22V41ZM37 40H39V41H37ZM121 40V39H120ZM26 41H33V42H35V43H37L39 46L40 45H42V46H40V48H39V50L38 51H32V49L28 46V44L26 43ZM244 41V40H243ZM262 41V43L261 44H259L258 45V47H257V45H253L252 47L253 48H255V46H256V48L257 49H259V47H263L264 46V42ZM7 42V43H6ZM13 42H14V45H13ZM15 42H17V43H15ZM19 42H20V44H19ZM28 42V43H29ZM55 42H57V43H55ZM151 42H152V44H151ZM237 42H239V43H237ZM8 43H10V44H8ZM49 43V44H48ZM146 43L147 44H149V45H146ZM178 43V41H176V44ZM235 43V44H234ZM234 43H233V41L229 44V45H231L230 46V49L232 48H235V49H237L238 48V46H239V48L238 49H240V46L241 47H243L242 49H240V52H242V54L243 55H241L240 54V52H239V50L237 49V51L235 52L234 50H233V52H232V50H228V51H224V52H219L218 54L219 55H217V56H219V57H230L229 59L231 60V64L232 65H230L229 67H227V66H225L224 68L226 69V71L228 70V68L231 70L232 69V72H230V74H232V77H233V74H234V77H236V76H238L236 79H234L235 81H236V83H237V81H241V82H244V80L246 79V80H249L250 79V83H249V81H247L248 83L247 84H245V82H246V80H245V82L244 83H242L241 84V82H240V84L242 85V90H241V92H242V94L240 93V95L238 96H236V91H234V90H231V88L230 87H227L226 88V91H224V92H215V94H214V96H213V98L215 97L216 99H219V98H224V100L225 99H227L228 101H230V99H231V101L233 102L234 101V99H235V101H237V102H239V100L238 99H240V101H250L251 100V102L253 101L252 99H253V95L251 94L252 92L251 91H254L255 90V88L256 87H258L259 89L261 88L262 89V85H263V89H264V73H263V70H264V68H263V70H262V72L260 71V73H259V78L257 77V75L258 74H256V73H258V70H261L262 69V66L264 67V58H263V56L262 55H264V47L262 48V49H259V51L260 52H262L263 54H260V53H256V48H255V50L251 47V45H250V43L247 41L246 42V44L247 45H244L243 46V43L245 44V41L241 44V41H234ZM236 43H237V45H236ZM248 43H249V45H248ZM8 44V45H7ZM13 46H12V45ZM16 44H17V46H16ZM21 44L22 45H24V46H21ZM58 44H60V45H58ZM76 44V45H75ZM11 45V46H10ZM47 45L48 46H50V47H47ZM152 45V46H151ZM178 45V44H177ZM179 45H180V43H179ZM16 46V47H15ZM26 46H27V48H26ZM45 46V47H44ZM59 46V47H58ZM101 46V47H100ZM100 46H97V51L95 52V50H94V52H92L91 53V58L90 59H92V60H94V64L93 63H91V64H86V65H83L82 67H83V69L84 70H87V71H89V72H93V73H98V72H100V73H110L111 71H112V73H116L117 72V69L118 68H116V66L114 65V66H112L113 64H112V60L109 58V59H105V60H103V63H106V64H103V65H97L96 66V64H95V61L97 60V61H99V60H102V58L104 57V55H102V52H100V49L99 48H103V47H105L104 45H100ZM237 46V47H236ZM246 46V47H245ZM250 47V51L253 49L254 51H255V54L257 55H254V51L252 50V52H253V55L251 54V52L250 51H248L249 53H250V55L251 56H249L248 54L249 53H247V56H246V54L244 53V49H248L249 47ZM13 47H15V49H14V51H15V53H14V51H13ZM24 47V48H23ZM52 47L54 48V51H52V53H51V49H52ZM8 48H10L11 50H12V52L14 53V55L12 54V52H10V49L8 50ZM18 48V49H17ZM42 48H43V50H42ZM45 48V49H44ZM48 48V49H47ZM50 48V49H49ZM22 49V50H21ZM29 49V50H28ZM160 48H155L154 49V51H152V53L150 54V55H154V54H156L155 52H157V54H160L159 56L161 57H158L157 56V54L156 55H154V56H156V59H155V57H153V60H152V58H151V60L153 61L152 63V66L153 65H155V63L154 62H156V63H158L156 66H153V69H155V67L156 68H158L159 66H162L159 62H161V61H159V60H162V62H163V65L167 62L168 63V61H169V63L167 64V65H170V64H179L180 65V63H179V61H181L182 63H181V65H185V63L187 64V62L189 63V62H193V60H194V62H196L197 63V61L199 60V64H201V62H202V65L205 67H209V64H211V63H213V61H212V56L214 57H216V54L217 53H212V55H211V57H208V59H204V58H199V59H188L187 57H189V56H187V57H185V58H187V59H182V58H180L177 54H175V55H173V54H171V55H166V56H168L167 58H166V56L165 55H162L161 54V49L159 50ZM5 50H8L7 52H5ZM24 50V51H23ZM28 50V51H27ZM42 50V51H41ZM53 50V49H52ZM93 50V49H92ZM160 52H159V51ZM20 51L21 52H23V53H21L20 54ZM32 51V52H31ZM79 53V54H77V52ZM132 51H134V48H132V50H131V52L130 53H132ZM18 52V53H17ZM27 52H28V54H27ZM45 52V53H44ZM50 52V53H49ZM258 52V51H257ZM40 53V54H39ZM55 53V54H54ZM236 53H237V55H236ZM10 56H9V55ZM12 54V55H11ZM17 54V55H16ZM20 54V55H19ZM59 55V56H64V57H73V55H74V57H78V61L80 60V62H78V64H79V66H78V64L76 65V66H71V65H64L63 66V64H58L57 66H54L55 64H56V59H57V55ZM214 54V55H213ZM223 54V55H222ZM228 54V55H227ZM231 54V55H230ZM2 55H4V57L2 56ZM6 55V56H5ZM34 55V56H33ZM52 55V56H51ZM76 55V56H75ZM152 55V56H153ZM162 55V56H161ZM172 55H173V57H172ZM226 55V56H225ZM240 55H241V57H243L244 56V60L246 59V60H248L247 62H249V59H250V61H252L253 62V60L251 59V58H253L254 59V63H255V65H253L254 63H252V62H250V63H248V66L250 67L249 68V70H248V68L246 69V71H247V74L245 73V71H244V69L241 67V65H240V63L239 62H241V63H243L244 62V60H242V58H241V60L243 61H239L240 59ZM8 56V57H7ZM11 56H13V59H12V57ZM36 56V57H35ZM39 56H40V58H39ZM99 56V57H98ZM103 56V57H102ZM163 56H165V58L163 57ZM171 56V57H170ZM177 56V57H176ZM231 56H233L232 57V59H231ZM245 56L246 57H251V58H245ZM7 57V58H6ZM14 57H15V59H14ZM24 57V58H23ZM34 57V59H32ZM157 57L159 58V60H157ZM214 57V58H215ZM237 57H239V58H237ZM257 57H259V58H257ZM35 58H36V60H35ZM163 58L166 60V61H164L163 60ZM189 58H191V57H189ZM262 58V59H261ZM4 59V60H3ZM11 59H12V61H11ZM22 59V60H21ZM170 59V60H169ZM174 59V60H173ZM177 61H176V60ZM200 59H202L201 61H200ZM205 61H204V60ZM209 59H211V60H209ZM233 59H235V61L236 60H238L237 62H235ZM255 59H259L258 61H256L255 62ZM7 60V61H6ZM9 60V61H8ZM19 60H21V61H19ZM35 62H34V61ZM39 60V61H38ZM43 60V61H42ZM174 61V63H172L173 61ZM185 60H188L187 62L185 61ZM189 60H191V61H189ZM206 60H208V61H206ZM214 60V59H213ZM229 60V61H230ZM261 60H262V62H261ZM50 63H49V62ZM51 61H52V63H51ZM108 61V62H107ZM157 61H159V62H157ZM177 63H176V62ZM204 61V62H203ZM212 61V62H211ZM6 62V63H5ZM20 62V63H19ZM30 62L32 63V64H30ZM38 62V63H37ZM232 62H235L236 63V65H234L233 66V64L234 63H232ZM246 62V61H245ZM246 62V63H247ZM22 63V64H21ZM35 63V64H34ZM47 63V64H46ZM184 63V64H183ZM204 63V64H203ZM261 63V64H260ZM10 64H11V66H10ZM19 64V65H18ZM34 64V65H33ZM39 64V65H38ZM137 64V65H136ZM165 64V65H166ZM207 64V65H206ZM258 64V65H257ZM6 65V66H5ZM13 65V66H12ZM21 65H23V67H28V73H21V72H16V73H13V70L14 69H16V68H19ZM25 65V66H24ZM48 65V66H47ZM49 65L51 66V65H53L54 67H49ZM94 65V66H93ZM136 65V66H135ZM43 66V67H42ZM91 66V67H90ZM139 66V67H138ZM233 66V67H232ZM236 66H240L241 68H242V70H241V68L239 69L238 67H236ZM15 67V68H14ZM22 67V66H21ZM30 67H31V70H29L30 69ZM49 67V68H48ZM86 67V68H85ZM136 67H138V68H136ZM227 67V68H226ZM231 67V68H230ZM236 67V68H235ZM6 68H8V69H6ZM37 68H39V69H37ZM47 68V69H46ZM221 69L220 71L222 72H225L224 73V75H223V77L222 78H224V79H220L219 81H220V83L222 84H224V83H227L228 85H229V83H231V84H234L235 83V81H234V83H233V79H232V77H231V75L230 74H228L229 76H230V78L228 77V75H227V72L226 71H224L225 69ZM235 68V69H234ZM238 68V69H237ZM261 68V69H260ZM12 69V70H11ZM41 69V70H40ZM112 69V70H111ZM158 69H160V67L158 68ZM252 69L254 70V71H252ZM93 70V71H92ZM109 70V71H108ZM135 70V71H134ZM236 72H235V71ZM240 70V71H239ZM34 71L36 72L35 74H33L34 73ZM86 71V72H87ZM114 71V72H113ZM116 71V72H115ZM135 73H134V72ZM251 71L253 72V73H251ZM14 72H15V70H14ZM223 72H222V74H223ZM229 72V71H228ZM235 72V73H234ZM238 72L240 73L239 75H238ZM248 72H250V73H248ZM29 73H31V74H29ZM46 73H48V75L46 74ZM136 73H137V75H136ZM161 73V72H160ZM160 73H159V75H160ZM236 73H237V75H236ZM243 73H245V75H243ZM255 73V75H252V74H254ZM262 73V74H261ZM162 74V73H161ZM248 74H250V75H248ZM23 75V76H22ZM25 75V76H24ZM32 75V76H31ZM130 75H134V76H132V81L130 80V81H128V79H130V78H128V77H130ZM165 75V74H164ZM236 75V76H235ZM263 75V76H262ZM5 76V77H4ZM162 76H163V74H162ZM251 76V77H250ZM253 76H255V78L253 77ZM262 76V77H261ZM4 77V78H3ZM6 77H8V78H6ZM165 77V76H164ZM166 80H168V82H169V84H172V83H179V84H181V85H183V84H187L186 83V81L187 80H184V79H179V80H177L178 82H175L176 80H173L172 78H168V75H166ZM208 77V76H207ZM253 77V80L251 79ZM257 77V78H256ZM6 78V79H5ZM18 78H20V79H18ZM137 78H139V76L137 77ZM208 78H210V77H208ZM214 78L215 77H211V79L209 80V79H207L206 78V80H208L209 82H211L212 84H214V82H215V80H216V78H215V80H214ZM226 78V79H225ZM229 78V79H228ZM239 78V79H238ZM260 78H262V79H260ZM1 79H5V80H7V81H3V83H2V81H1ZM172 80V81H170V80ZM231 79H232V81H231ZM244 79V80H243ZM254 79H256L255 81H254ZM260 79V81L262 82V85H260L261 84V82L260 81H258V80ZM19 80V81H18ZM23 82H21V81ZM26 80V81H25ZM138 80V79H137ZM206 80H205V84L207 83L206 82ZM225 80V81H224ZM136 81V82H135ZM174 81V82H173ZM182 81V82H181ZM214 81V82H213ZM231 81V82H230ZM252 81V82H251ZM46 82V83H45ZM135 82V83H134ZM139 82V81H138ZM167 82V83H168ZM256 82V83H255ZM259 84H258V83ZM13 83V84H12ZM129 83H132V87H134L135 86V88L133 89H130L131 88V84H130V88H128V84ZM211 83H207L208 85H210ZM235 83V84H236ZM253 85H252V84ZM49 84V85H48ZM206 84V85H207ZM243 84H244V86H243ZM39 85V86H38ZM108 84H104V86H101V84H100V87H111V85L110 86H107ZM134 85V86H133ZM205 85V86H206ZM227 85V86H228ZM249 85V87H250V89L252 88V90L250 91V89L249 88H247V86ZM251 85V86H250ZM259 85H260V87H259ZM11 86H12V88H11ZM35 86V87H34ZM72 86H74V87H72ZM83 86V87H82ZM91 87H89L91 90V93L92 92H96L97 91V89H99L100 90V88H99V84L97 83V82H95L93 85L91 84L90 85ZM113 86V85H112ZM246 86V88H247V90L249 89V93H248V91L246 90V88H244ZM17 87V88H16ZM31 87V88H30ZM78 87V88H77ZM80 87V88H79ZM143 87H144V89H143ZM14 88V89H13ZM15 88H16V90H15ZM74 88V89H73ZM138 88V90H136ZM146 88V89H145ZM153 88V87H152ZM151 88V89H152ZM230 88V89H229ZM32 89V90H31ZM37 89V90H36ZM43 89H45L44 91H43ZM52 89H54V90H52ZM82 89V90H81ZM129 89V90H128ZM151 89H147L146 90V92L148 91V93H146L145 94V96H146V98L148 99V101H149V103H150V101L153 99V98H150V97H152L151 96V92H149V90H151ZM229 89V90H228ZM243 89H244V91H243ZM254 89V90H253ZM260 89V90H261ZM262 89V90H263ZM23 90V91H22ZM35 90V91H34ZM52 90V92L54 91V93H55V95H54V93H53V95L54 96H51L50 98H48V100H44L45 102H43V101H40L39 100V97H41V96H43L44 95V92L46 93L47 91H51ZM78 90H79V92H78ZM81 90V91H80ZM98 90V91H99ZM204 90L205 91H207V92H205V93H203L204 95H209V96H211V95H213V93L211 94V91H209L208 89H206L205 87H204ZM246 90V91H245ZM261 90V91H262ZM10 91V92H9ZM38 93H37V92ZM72 91V92H71ZM130 92V94H129V92ZM140 91H141V88H140ZM33 92V93H32ZM36 92V93H35ZM76 92V93H75ZM78 92V93H77ZM128 94H127V93ZM208 92H210V93H208ZM229 92H231V93H229ZM247 92V93H246ZM260 92V91H259ZM20 93H21V95H20ZM30 93H32L31 95H30ZM138 93H141V92H139L138 91ZM223 93V94H222ZM244 93V94H243ZM254 93V92H253ZM263 93V94H262ZM28 94V95H27ZM60 94H61V96H60ZM219 94V95H218ZM235 94V95H234ZM262 94V95H261ZM261 94H260V96H262V101H263V98H264V91H262L261 92ZM41 95V96H40ZM220 95H221V97H220ZM230 95V96H229ZM244 95V96H243ZM248 97H250V99H249V97L247 98L246 96ZM257 95H259V94H257ZM28 96V97H27ZM218 96H219V98H218ZM240 96H241V98L243 97V99H241L240 98ZM251 96H252V99H251ZM31 97L33 98L32 100H31ZM212 97V96H211ZM229 97V98H228ZM231 97V98H230ZM234 99H233V98ZM236 97H238V99L236 98ZM53 98V99H52ZM146 98H143L144 100L146 99ZM261 97H259V99H260ZM26 99V100H25ZM35 99V100H34ZM142 99V100H143ZM151 99V100H150ZM233 99V100H232ZM249 99V100H248ZM28 100V101H27ZM61 100V101H60ZM16 103H15V102ZM21 101H24L23 103L21 102ZM27 101V102H26ZM36 101H40V103L38 104V102H36ZM49 101H50V103H49ZM148 101L147 100H145V102H146V105L148 106ZM12 103V104H17L18 106L15 108V110H14V107L13 108H11L12 106H14V105H12V104H10V103ZM14 102V103H13ZM33 102H36L35 103V105L37 106H35L34 105V103ZM48 102V103H47ZM62 102V103H61ZM173 102H175L174 100H173V98H172V102H171V104H170V107L168 108L169 109V111L167 110V113L169 114H167V113H165V112H162V115H161V113H156V112H152V114H150V115H145L146 114V112H145V114H141V112H140V114H136L137 112L135 111V113L133 114V118L132 119H134L133 120V122H134V124H138L137 125V127L139 126V128H140V130L141 131H143V129L142 128H146V126H147V128L149 129H151V130H154L153 132L152 131H150V134H149V132H147V131H149L147 128L144 130V131H146V132H144V133H146V135L145 134H142L143 132H141L138 128V131L139 132H141V133H139V135H145V136H143V137H145V138H147L150 142L151 141H153V139H155V140H157V144L155 145V147L154 146H152V145H154V144H152V142H151V147L152 148H150V146H148L149 147V149H151V150H155L154 152L156 153L155 155H152L153 153L151 152V150L150 151H148L149 149L148 148H146V146L147 145H149V144H147V145H145L144 143H146V142H144L143 141V144H142V142L140 143V144H142V146L143 145H145V146H143V148L145 149V150H147V153L149 152V154H147V153H145V155H146V159H147V161L149 160V156H151L150 157V161H148L147 163H146V161H145V155L142 157L141 155L140 156H137V157H135L136 159H139V162L141 161V158L144 160V162L146 163L145 165L146 166H148V163H149V165H150V163L152 164L153 162L155 163V161L156 160H154V159H157V163H153L154 165H157L158 166V164H159V162H161L160 164H161V167H160V165H159V167L160 168H162L164 171L163 172H165V170H166V174H167V169L168 168H170V167H173V166H176V164L178 165V164H180L179 163V157L178 156H176V155H179V154H186L187 153V151L188 150H186V148H183V145H179V144H176L174 141H173V139H171L172 138V134L171 133H168V134H163L164 133V131H162V126H160L161 125V123H166V122H168L170 119H172L173 117L174 118H180V115L179 114H181L182 113V111H181V105H182V102L181 101H179L178 103H173ZM250 102V103H251ZM259 102H261V99H260V101ZM259 102L257 101V104L256 105H254V106H256V107H254L256 110L257 109H260V110H262V107L264 108V101L263 102H261L260 104H259ZM26 103V104H25ZM43 105H42V104ZM61 103V104H60ZM64 103V104H63ZM68 103V104H67ZM136 103V104H135ZM140 103H142V101L140 102ZM148 103V104H147ZM181 103V104H180ZM256 103V101L254 102V104ZM8 104V105H7ZM24 104V105H23ZM33 104V105H32ZM80 104V105H79ZM135 104V105H134ZM144 105H145V103H143ZM175 104V105H174ZM177 104V105H176ZM252 105H253V103H251ZM262 104V105H261ZM10 105H12V106H10ZM23 105V106H22ZM30 105V106H29ZM42 105V106H41ZM45 105V106H44ZM64 105V106H63ZM173 105V106H172ZM259 105V106H258ZM9 106H10V108H9ZM21 106V107H20ZM44 106V107H43ZM50 106V108H48ZM70 106V107H69ZM149 106H150V104H149ZM179 106V107H178ZM67 107H69V108H67ZM130 107V108H129ZM132 107H134L133 109H132ZM9 108V109H8ZM18 108H20V109H18ZM24 108V109H23ZM32 109V111H31V109ZM46 108H48V109H46ZM101 108V109H100ZM40 109H41V111H40ZM43 109H46V110H43ZM67 109L69 110V111H67ZM124 109V110H123ZM129 109L133 112H131V114H130V111H129ZM174 109V110H173ZM253 109V108H252ZM251 109V110H252ZM34 110V111H33ZM38 110V112L36 113V111ZM104 110V111H103ZM256 110H254L255 112H253V114H256L257 113V111ZM11 111V112H10ZM13 111V112H12ZM22 113H21V112ZM23 111H24V113H23ZM45 111V112H44ZM50 111V112H49ZM72 111V112H71ZM100 111V112H99ZM126 111V112H125ZM259 111V110H258ZM16 112V113H15ZM19 112V113H18ZM26 112H27V114H26ZM34 112V113H33ZM41 112H43V113H41ZM95 112V113H94ZM180 112V113H179ZM238 112V111H237ZM237 112H231V113H229V114H227L226 116L227 117H237V115L240 117V115L237 113ZM36 113V114H35ZM51 113V114H50ZM53 113H55V114H53ZM99 113V114H98ZM112 113H115V115L116 116H118L119 115V117H116L114 114V116L113 117H115V118H113L112 117ZM138 113H139V111H138ZM149 113H151V112H149ZM148 113V114H149ZM174 113H176V115H174ZM236 115H235V114ZM2 114V115H1ZM11 114V115H10ZM14 116H13V115ZM22 114H24V115H22ZM32 114H35V115H32ZM38 114V115H37ZM52 114H53V116H52ZM94 114H97V115H99V119L96 117L95 118V115ZM154 114V115H153ZM157 114L159 115V117L157 116ZM234 114V115H233ZM248 114H250V116L248 115ZM258 114V113H257ZM256 114V115H257ZM20 115L22 116V118L20 117ZM69 115H71V116H69ZM86 115V116H85ZM89 115V116H88ZM101 115V116H100ZM107 115V116H106ZM136 115H141V116H137V119H136ZM146 116V117H142V116ZM160 115L161 116H164V117H161L160 118ZM172 115V116H171ZM247 116H248V118H252L253 116H255V115H253L252 116V112H250V111H248V113L246 114ZM28 116V117H27ZM30 116L33 118H30ZM57 117V119L55 118V120H53L54 119V117ZM83 116H85V117H83ZM88 116V117H87ZM94 116V117H93ZM148 116H150L149 118H148ZM152 116V117H151ZM166 116V117H165ZM169 116V117H168ZM218 117H221V114L220 113H218V115H217ZM223 116V115H222ZM225 116V115H224ZM223 116V117H224ZM242 116V115H241ZM51 117H53V119L51 118ZM91 117H92V119H91ZM109 117V118H108ZM138 117L140 118H148L149 119V122H148V120L146 119H144L146 122H143L144 120H142L141 118V120H139L138 119ZM155 117V119H156V121L158 122V123H160V124H158L156 121V125H159V127H157L158 129V131L160 132V130H161V132L159 133H154V132H156L155 131V129L156 128H154L153 129V127L155 126L156 127V125H154L153 123H155V122H153L155 119H153ZM171 117V118H170ZM257 117H258V115L256 116V117H254V119L252 118L251 120H252V123L253 122H255V120H257ZM260 117V122L261 123H259L260 125L261 124H263V120H264V118H261V116H259ZM12 118H15V120L14 121H12V123L10 122L11 121V119ZM17 118V119H16ZM28 118V119H27ZM51 118V119H50ZM88 118H89V120H88ZM93 118H95V121H93L94 119ZM102 118V119H101ZM113 118V119H112ZM118 120H117V119ZM121 118V119H122ZM158 118V119H157ZM163 118V119H162ZM168 118V119H167ZM183 118L185 119V116L184 117H182V122H183V124H182V122H181V126H182V128H184L186 125L187 126H189L188 128H190L191 126H192V122L193 123H195L196 121H194V120H192L190 117H187L186 116V119H185V121L183 120ZM226 118V117H225ZM240 118H242V117H240ZM21 119V120H20ZM23 119V120H22ZM25 119V120H24ZM109 119V120H108ZM111 119V120H110ZM114 119H115V121H114ZM124 119V118H123ZM150 119H151V121H150ZM263 119V120H262ZM8 122H7V121ZM30 120V121H29ZM91 120H92V122H91ZM130 120V121H129ZM137 120H139L140 122L138 123V121ZM163 121V122H160V121ZM189 120V121H188ZM24 123H22V122ZM37 121V122H36ZM55 121H56V123H55ZM100 121V122H99ZM106 121V122H105ZM142 121V122H141ZM192 121V122H191ZM4 122V125L2 124ZM17 122V123H16ZM32 123V126H30L29 125V123ZM37 124H36V123ZM72 122V123H73ZM111 122H115L114 123V125H112L111 126ZM132 122V121H131ZM132 122V123H133ZM150 122H152V123H150ZM11 123V125H9ZM27 125V126H24L23 127V125ZM39 123V124H38ZM52 123V124H51ZM95 123V124H94ZM101 123V124H102ZM127 123V124H128ZM132 123H130L131 125H132ZM153 124L154 126H151V125H149V124ZM191 123V124H190ZM6 124V125H5ZM14 124V125H13ZM19 124V125H18ZM37 126H36V125ZM45 124V125H44ZM46 124H48V125H52V126H48V125H46ZM56 124V125H55ZM58 124V125H57ZM69 124H71V128H70V125ZM102 124V125H103ZM107 124H108V127H110L109 128V130L108 131H105L104 132V128H105V130L108 128L107 127ZM129 124V125H130ZM132 125V127L133 128H136V126L135 125ZM144 125V127H143V125ZM146 124H148V125H146ZM162 124V125H163ZM186 124V125H185ZM189 124V125H188ZM196 124V123H195ZM61 125V126H60ZM67 125V126H66ZM106 125V126H105ZM128 125V127L130 128L131 127V125L129 126ZM253 125V124H252ZM250 126L249 128H251V129H253V128H255L256 127V129L257 130H259V131H261V133H264L263 131V126L264 125H261L262 126V128L260 127V125H258L261 129H258L259 127L258 126H255V124L253 125V126ZM257 125V124H256ZM19 128H18V127ZM21 126L23 127V129H21ZM40 128H43V127H45V129H47L46 131L45 130H43V131H41V129H40V131H39V127ZM46 126H48V127H46ZM94 126V127H95ZM184 126V127H183ZM186 126V127H187ZM255 126V127H254ZM16 127V128H15ZM25 127H28V128H25ZM36 127H37V129H36ZM51 127V128H50ZM102 128V130H101V128ZM107 127V128H106ZM185 127V128H186ZM258 127V128H257ZM3 128V129H2ZM8 128V129H7ZM9 128H10V130H9ZM32 128H33V130H32ZM52 128H54V129H52ZM70 128V129H69ZM203 127H201V129L199 130V132H203V134H204V132H206L205 130H204V128L202 129ZM67 129V130H66ZM245 129V128H244ZM246 129H248V127L246 128ZM15 130H17V132L15 131ZM31 130V131H30ZM49 130V131H48ZM201 130H204V131H201ZM253 130H255V129H253ZM263 130V131H262ZM10 131V132H9ZM19 131H22V133L21 132H19ZM38 131V132H37ZM51 131V132H50ZM54 131V132H53ZM56 131H57V133H56ZM74 131V132H73ZM88 131H90V130H88ZM19 132V133H18ZM163 132V133H162ZM16 133H18V135H16V136H13L14 134H16ZM27 134L28 133V136H30L31 138H33L35 141H37V143L35 142L33 145H30V144H27V143H25L24 141H22V137L21 136H23L22 134ZM31 133L33 134V136L31 135ZM42 133V134H41ZM64 133V134H63ZM68 133V134H67ZM87 133V134H86ZM152 133V134H151ZM207 133V134H206ZM205 134L206 135H208L209 134V132H206ZM11 134V135H10ZM25 134V135H26ZM43 134H45L44 136H43ZM47 134V135H46ZM51 134H53V135H51ZM61 134V135H60ZM85 134V135H84ZM91 134V135H90ZM149 134V135H148ZM161 134H163V135H165L166 137H163V136H160ZM178 134H181L180 136L181 137H183L184 136V134H183V131L180 133H177V135ZM89 135V136H88ZM94 137H93V136ZM95 135H96V137H95ZM105 135V134H104ZM103 135V136H104ZM107 135V134H106ZM151 135H152V137H151ZM154 135V136H153ZM157 135V136H156ZM168 135V136H167ZM19 136V137H18ZM48 136L49 137H52L53 139H55L56 138V140H55V143L53 142V144L52 145H54L56 148L55 149H57L58 151H57V153L55 152V154H50L49 156H47V155H40L39 156V150L44 146V144H45V141H47L48 139H52V138H48ZM53 136H55V138L53 137ZM57 136V137H56ZM62 138V140H63V142H62V140H61V138ZM65 136V137H64ZM85 136V137H84ZM91 136L93 137V138H91ZM179 136V135H178ZM36 137H37V139H36ZM47 137V138H46ZM83 137H84V139H83ZM98 137V138H97ZM142 137V139H144L145 140V138H143ZM149 137V138H148ZM154 137H156V138H154ZM21 138V139H20ZM87 138V139H86ZM96 138H97V141H96ZM152 138V139H151ZM39 139V140H38ZM91 139V140H90ZM95 139V140H94ZM147 139L145 140V141H147ZM74 140V141H73ZM81 140H83L84 142V144L83 143H80L81 142ZM88 140V141H87ZM19 141H20V143H19ZM43 141V142H42ZM80 141V142H79ZM87 141V142H86ZM153 141V142H154ZM172 141H173V144H172V146H171V143H172ZM248 141H249V143H248ZM253 140H250V138L249 139H247V142L245 141V143H243V145H240V147H238L237 149H235V151H234V153H236L235 155H237V156H235L234 155V153H232L233 155H229V154H231L230 152H227L226 153V155L224 156V158H222V159H220V164H223L224 165V163L226 164L227 162L228 163H230L231 165L232 164H237L238 162H240V160H241V157H239L238 158V156H240L239 155V153L238 152H236V151H239V149H243L245 146H246V148H244L243 150L245 151L246 149L248 150V151H250V143L252 142ZM17 142V143H16ZM24 142V143H23ZM58 142H60V143H58ZM74 142V143H73ZM75 142H76V144H75ZM149 142V143H150ZM159 142V143H158ZM17 144V146H16V144ZM63 143V144H62ZM87 143H90V144H88V146H87ZM99 143V144H98ZM148 143V142H147ZM263 144H264V142H262ZM21 146H20V145ZM22 144H24V146L22 145ZM59 144V145H58ZM94 144H96V146H94ZM164 145V148H167V147H169V145H170V147H173V149L174 150H176L177 152L179 151V153L177 154V152H176V155L175 154H173L174 155V157H173V155L172 154H170V152L167 154V152L168 151H166L164 148H163V145H162V147L160 146V145ZM166 144H167V146H166ZM177 145V147H176V145ZM248 144V145H247ZM28 145H30V146H28ZM41 145H42V147H41ZM51 146V144H47L46 143V145L45 146ZM74 145V146H73ZM93 145V146H92ZM97 145H98V147H97ZM100 145V146H99ZM23 146V147H22ZM53 146V147H54ZM87 146V147H86ZM175 146V147H174ZM179 146V147H178ZM15 147V148H14ZM37 147V148H36ZM39 147H40V149H39ZM66 147H68V148H66ZM83 149H82V148ZM85 147V148H84ZM97 147V148H96ZM153 147L154 148H160L161 147V149L160 150H162V148H163V151H161L160 153H159V149L158 150H156V149H153ZM249 147V148H248ZM17 148V149H16ZM20 148V149H19ZM22 148H23V150H22ZM28 148V149H27ZM87 148V149H86ZM176 148V149H175ZM35 149V150H34ZM62 149V150H61ZM66 149V150H65ZM86 149V150H85ZM12 150H14L15 152H17V153H29V151L31 152V153H35L34 155V158L33 159H29V160H27L26 162L24 161V160H15L13 157H10L9 156V154L10 153H12ZM23 152H22V151ZM80 150H82V152L80 151ZM85 152H84V151ZM246 150V151H247ZM13 151V152H14ZM19 151V152H18ZM33 151H35V152H33ZM38 153H37V152ZM77 151H79L78 153H77ZM156 151H158V152H156ZM2 152V153H1ZM4 152H6V153H8V156L5 154L4 155ZM82 154H81V153ZM165 152V153H164ZM180 152H182V153H180ZM73 153V154H72ZM152 153V154H151ZM158 153V154H157ZM252 153H255V150H253V152H251V154ZM20 154V155H21ZM38 154V155H37ZM76 154V155H75ZM195 155V153H193V152H190V159H192V158H194L192 155ZM67 155V156H66ZM75 155V156H74ZM83 155V156H82ZM85 155V156H84ZM160 155V156H159ZM253 155V159H252V157H251V161L252 162H254V164H255V166H258L259 165V167H256L255 168V166H254V164H253V166H254V168H255V170H260L261 169V174L263 175V173H262V171L264 170V155H257L258 157H256L255 156V154H252ZM84 157V160H83V158L82 157ZM89 156V157H88ZM154 156V157H153ZM155 156H157V158L155 157ZM160 158H159V157ZM203 156V155H202ZM206 155H204V158H207V159H209V155H207V157H205ZM229 156V161H231V162H229V161H227L228 159H226L227 157ZM233 156H235V157H233ZM254 156H255V158H254ZM74 157V158H73ZM134 157H127V158H125L126 159V162L124 161L125 159H123L122 161L123 162H121V160H117L118 162L120 161L121 163H120V165H121V167L123 168V171L124 170H126L125 168H128V166L129 165H131L132 163V161H131V159L133 160V158ZM139 157H141V158H139ZM175 157H178V158H175ZM72 158V159H71ZM134 158V160H133V163H134V161L136 160ZM151 158H154L153 160H151ZM231 158H234L233 160H231ZM259 158V159H258ZM52 159V160H51ZM69 159L67 160L68 162H69ZM74 159V160H73ZM76 159V160H75ZM90 159V160H89ZM158 159H159V162H158ZM188 160V161H185V160H181L180 162H181V165H182V167L179 165V167H181V168H176L177 169V171H179V169H181L180 170V172L182 171V168H183V171L182 172H184V173H180V174H176V172L174 171V167L173 168H170V169H168V174L169 175H166L165 177H167V176H169V180L167 181L168 182V184L170 185V184H172V185H170V186H172V189L174 188V190L172 191V189H171V192L170 193H168L169 192V190H170V186L168 185V189H163L162 187H165V186H162L161 184L160 185H158L159 186V189H160V187L162 188V189H157L158 191H155L156 192V194H155V192H154V194L157 196V198H155L156 196H154V198L155 199H157V200H155L152 196H151V192H153L152 190H156V189H153V188H151V187H153V186H148L146 189H148V193H149V189L151 190L150 191V193H149V196H146L144 199H145V203L147 204V202H149V201H147V199H149L150 198V196L152 197L150 200H152L153 201V203L154 204H152V205H154V206H152V207H154V209L156 208V207H158V208H162V212H160L161 214L163 213V215H165V216H168V215H171L170 214V212H171V210H173L174 209V204H175V208H176V210H177V208H178V210L177 211H175V210H173V212H175V213H180L179 215L180 216H182L183 218H184V216H187L186 218H188L189 217V215H190V218L187 220L186 218H184V219H182V217L180 218V216H179V218H180V220H181V222L179 223V218L177 219V217H178V215H176V217H175V215H174V213L173 212H171V213H173L172 214V216L174 215V217L177 219V221L178 222H176V219H175V222H174V220L171 222L172 224L173 223H179V225L181 226V228H180V226H178L177 224H175L176 226H178V227H175V225L173 224V226L172 227H174L173 228V230H177L178 229V231H174L173 232V230L172 229H170V225H168V221L166 222V223H164L165 225L164 226H166V227H164L162 224L158 227H155L154 228V233H156L155 231H158L157 233H159V235H165V233H166V231H168L167 233L169 234V235H173V236H177L178 235V233H180V234H183V238H184V236L186 235V237H188L189 239H188V241L187 240H185L186 242H184V240L181 242V235H178L176 238L177 239H174V240H177V243H176V241H174V240H170L168 243H169V245H168V243H167V245L169 246V247H167V245L166 246H164V248H165V250H166V248H169V250H170V252L172 253L171 255H174L175 253V255H177L179 252H180V249L178 248V247H176V244H177V246H178V243H181L182 245H180V246H190V247H195V246H197V247H199L200 246V244L202 243H205V242H210V240H212L213 239V235L211 236V234L210 233H212V232H210V229H211V225L214 223V225H212L213 226V230L212 231H214V229L216 230L217 228H216V224H220V222H221V227H223V226H229L228 224H232V225H230L229 227L230 228H232L231 226H233V224L234 225H236V224H241L240 226H242L244 223H245V221H247V222H249L250 221V218H251V216H253V213H252V211H247V214H246V211H244L245 212V215H244V212L242 211V209L240 208L242 205H240V204H242V203H239V205H237L238 203H231L230 205H231V207H230V205H228L229 206V208H228V206L225 208V209H220V207H218L217 205L219 204H214V198H216V196H221V192L219 193V191L218 190H215V187L217 186V184L218 183H221V182H224V187H226L225 189V191H224V198L222 197V199L223 200H226V199H228L230 196H231V194L232 193H230V192H228L229 190H232V188L235 186H237L238 185V182H240L239 184H240V186L238 185L237 186V188H235V189H233V190H235V193H237L238 191H239V189H238V187H240V189L242 188V190H244V188L246 187V188H248V196H251V197H254L255 199L258 197H260L261 198V200L262 199H264V191L262 190V189H264V186H259V187H261V188H259L258 187V185L256 186H254L255 187V189L253 188V186L250 188L249 186H247L248 185V183H249V181H250V178H247L248 177V173L246 174V173H242L243 171H241V170H238V173H239V171H240V173L238 174V173H231L230 174V176L229 177H226V175L224 176V175H218V174H216V172H215V170H213V169H205L207 172H206V175L204 176V174H205V170L203 169V170H198V168H196L195 167V163L193 164L192 162L194 161V160ZM257 160V163H255L256 161L255 160ZM262 160V162H261V160ZM48 161V162H46V161ZM95 160V164L93 165L92 164V169L89 171L90 173H91V175L90 176H92V173H94L93 175H95V174H97V175H95V177L97 176L100 180L102 179L101 177H103V178H105V177H107L108 178V176L106 175V174H103V173H100L101 171L103 172L104 171V169L105 168H110V166L111 165H116L117 164V166L119 167L120 165H119V163H117V161H116V163L114 162V163H112L110 166L108 165L107 166V164L109 163L108 161H104L103 159H101V160H103L104 162V164L103 163H101L102 161L100 160V158H98V159H94ZM98 160H100L101 162L99 163V161ZM131 162H130V161ZM178 160V161H177ZM206 160V159H205ZM217 160H219V159H217ZM226 160V161H225ZM237 160H239V161H237ZM254 160V161H253ZM16 161V162H15ZM137 161V160H136ZM152 161V162H151ZM234 163H233V162ZM237 163H236V162ZM245 162V163H243V165H247V163L249 164H252V162ZM10 163V165H9V163ZM30 162V163H29ZM32 162V163H31ZM97 162V163H96ZM128 162H130L131 164H129L127 167H126V164L128 163ZM143 161H141V163H142ZM224 162V163H223ZM259 162V163H258ZM27 163V164H26ZM35 163V164H34ZM39 163V164H38ZM98 163L99 164H103L104 165V167H102L101 165H99V167H98ZM227 163V164H228ZM19 164V165H18ZM21 164V165H20ZM37 164L38 165H45V164H48V167L47 168H49V169H45L43 172L42 171H38V172H36L35 171V168H37ZM226 164V165H227ZM229 164V165H230ZM258 164V165H257ZM263 164V165H262ZM18 165V166H17ZM124 165H125V167H124ZM142 165H143V167H145V165H144V163H142ZM141 165V166H142ZM193 165V166H192ZM9 166V167H8ZM12 166V167H11ZM93 166H94V168H93ZM153 166V165H152ZM152 166L150 165V167L152 168ZM58 167V168H57ZM98 167V168H97ZM121 167H119L118 168V170L121 168ZM177 167V166H176ZM100 168V169H99ZM156 168H158V167H156L155 166V168H154V166H153V168H152V170H156V171H159V168H158V170L156 169ZM8 169V170H7ZM34 169V170H33ZM54 169V170H53ZM56 169V170H55ZM15 170H17V171H15ZM32 170V171H31ZM97 170V171H96ZM147 170H149L148 172H149V175H151V173H150V168H149V166L147 167ZM154 170V171H155ZM161 170V169H160ZM169 170L170 171H174V174L172 173V175L170 176V173H169ZM209 170V171H208ZM8 171V172H7ZM24 171V172H23ZM34 171V172H33ZM92 171V172H91ZM95 171V172H94ZM120 171H121V169H120ZM153 171V172H154ZM155 171V172H156ZM162 171V170H161ZM17 172V173H16ZM34 173V174H32V173ZM42 172V173H41ZM96 172H98V173H96ZM148 172H147V176H149L148 175ZM186 172V173H185ZM209 172V174H207ZM255 173H258L257 171H254ZM259 172V173H260ZM38 173V174H37ZM177 173H179V172H177ZM22 174V175H21ZM162 173L160 172V175H161ZM164 174V173H163ZM162 174V175H163ZM183 174H184V176H188L189 178H193V176H195L196 174V176L195 177H198V175H199V178L203 175L205 178H204V180L202 179L203 177H201V179L202 180H200V181H202V182H198V181H195L194 183H188L187 182V177H184V180L185 181H181V180H183ZM186 174H188V175H186ZM202 174V175H201ZM238 174V175H237ZM246 174V175H245ZM16 175H17V177H16ZM19 175V176H18ZM152 175H153V173H152ZM150 176L151 177V179L152 180H149V179H147V177L145 178L146 180H149L148 182H149V185H157V184H159V181H163V180H165V182H166V179L167 178H163V179H160L159 178V176H158V183L156 182V184L155 183H153L154 181V179H156L157 178V176H156V173H154V175L153 176ZM177 175V176H176ZM179 175H180V177H179ZM193 175V176H192ZM207 175H209V178H207L206 176ZM237 175V176H236ZM35 176V177H34ZM49 176V177H48ZM88 176H89V174H88ZM89 176V177H90ZM220 176H222V177H220ZM237 177V179L238 180H240L241 179V181H238V182H236L237 181V179H236V177ZM12 177V178H11ZM24 178V180H27V179H29L27 182H30V181H32L33 183L35 182L36 183V185L37 184H39V186L37 185V187H36V185H35V183H34V185L35 186H33V183H31L30 182V184H31V186L28 188L27 186H25V187H20V188H16V190H15V188H13L12 186H8L7 185V183L9 182V184L11 183V181L12 182H14V181H16L17 179H20V178ZM25 177H26V179H25ZM30 177V178H29ZM42 178V180H41V178ZM50 177H52V178H50ZM94 177V176H93ZM96 177V178H97ZM153 177V178H152ZM161 177V176H160ZM171 177V178H170ZM178 177V178H177ZM181 177H182V179H181ZM263 177H264V175H263ZM4 178H6L5 180H7L6 181V183H5V180H4ZM149 178V177H148ZM176 178V179H175ZM181 180H180V179ZM209 180H207V179ZM232 178V179H231ZM246 180H245V179ZM32 179V180H31ZM175 179V180H174ZM219 179V181L220 182H218L217 180ZM233 179H234V181H233ZM242 179L244 180V181H242ZM14 180V181H13ZM46 180V181H45ZM69 181H55L54 182V184H55V186H56V188H58V189H61V190H64V191H66V192H68L69 190H71L70 189V187L73 185V184H76L77 183V185H80L81 184V187L83 188L82 189V192L80 191L79 193L77 192H75L74 193V195H73V197H70L69 199V201H68V203L69 204H67V205H69V207L71 206L72 208L70 209V210H68L65 214H62V213H58L57 214V212L55 211V212H52V214L51 215H49V217H47V219H49V220H44V221H38L37 222V219L36 218H31V219H28L27 220V223H26V226H25V228H27L26 230L27 231H31L32 232V234H33V239H34V237L37 239L36 240V242L31 246V247H34L36 244H37V242H38V244H39V246H41V249H43V251H45L46 250V252H48V253H50V255L48 254V258L50 259V257H51V259L53 260H56L59 264H66V262H65V260L63 259V258H65V257H69L70 258V256H71V258L70 259H74V258H76V257H78L80 260H83L84 259V261H86V258H90L89 256H91V253L93 252V248L95 247L96 248V250H94V251H97L98 249L99 250H103V253L105 254V252H106V254L104 255L103 253V255L102 254H100V256L98 257L97 256V258H95V259H98V260H102V261H104V264H136V262H137V260H139V259H141V258H145V262L146 263H149V262H152V261H154V260H157V259H164L163 258V254L162 253H160V251L162 252V250L163 251H165L164 250V248H162V249H160L159 250V252H158V250H156L155 249V247H154V249L156 250V251H154V249H152L153 247L152 246H149L148 245V248H142V250H137L138 248H139V246H137V244H131L134 240L136 241V240H138V241H136V243H138L140 240H141V238H144L146 235L148 236V235H150V233H153V232H151L150 230H152L153 228H152V226H149V223H148V221H147V223L145 222V221H139V222H136L135 224H134V222L132 223V222H130V223H132L131 225L132 226H130V223H128L129 221H131V219L130 220H126L125 221V229H124V226H123V229H124V232H123V230H121L120 228L118 229L117 228V230L115 231V233L116 234H114L113 233V230H112V228L110 227V229H111V231L112 232H108V233H106L105 231V229H106V227H107V229L109 228V226H111V224L109 225L108 224V222H109V219H111V218H113L114 216H116V218L114 217V220H119L121 217V215L120 214H116V212H115V214H114V209H113V206H111V205H109L108 206V208L107 207H104L103 209H102V207H100L101 205L100 204H98V203H100V202H98V200L97 199H99V201H100V197H97V196H95L94 197V195H84L85 193L87 194V192H89L90 193V191H91V193H93V194H95V192H101V193H104V191L102 192V186L104 185L105 186V184L107 185V183H104L103 182V180L105 181L106 179H103L101 182L102 183H104V184H100V185H96V186H94L93 187V185L92 184H86V182L85 181H83V180H85V179H79V178H72V179H68ZM84 182V183H82V181ZM138 180V179H137ZM157 180V179H156ZM205 180H207V181H205ZM232 180V181H231ZM248 180V181H247ZM45 181V182H44ZM132 182V180H128L127 182H125V183H127V188L128 187H130V185L131 184H134V182L136 181H134V182H132V183H130V182ZM138 181H141V179H139ZM137 181V182H138ZM152 181V182H151ZM161 181V182H162ZM106 182V181H105ZM165 182L164 183H162L163 185H165ZM166 182V183H167ZM179 182V183H178ZM184 182V183H183ZM186 182V183H185ZM208 182H210V183H208ZM218 182V183H217ZM230 182H233V184L231 183V185H233V186H230ZM247 182V183H246ZM125 183H123V186L125 185V188H126V184ZM128 183H130V184H128ZM136 183V182H135ZM152 183V184H151ZM181 183H183V184H181ZM188 183V189H185V185ZM234 183H236L235 185H234ZM5 184H6V187H9V189H7L6 187H5ZM54 184H53V186H54ZM85 184L87 185V186H85ZM137 184H140L139 182L137 183ZM189 184H191V186H195V189H202L201 191L202 192H204L203 191V189H205V192H207V190H209V193L207 192V195H205L206 193L204 192L203 194L205 195V196H208V197H205L204 195V197H205V199H201L200 198V200L199 199H197L194 195H193V193L191 192V194H190V188H191V186L189 185ZM223 184V183H222ZM229 184V186L228 187H230L229 188V190H227V185ZM83 185V186H82ZM134 185H136V184H134ZM141 185V184H140ZM166 185V186H167ZM246 185V186H245ZM54 186V187H55ZM133 186V185H132ZM158 186H156L157 188H158ZM207 186H209V188H206ZM212 186V187H211ZM2 187H4V188H2ZM33 187H36L37 189H35V188H33ZM41 187V186H40ZM98 187H101V188H98ZM141 187V188H140ZM170 187V188H169ZM190 187V188H189ZM198 187H200V188H198ZM201 187H203V188H201ZM256 187H258L257 189H256ZM6 188V189H5ZM24 188V190H22ZM94 188V189H93ZM139 188L140 189H142V186H139ZM145 188V187H144ZM181 188V191H184V192H182V194H183V196H182V194L179 196L178 195V192H179V189ZM182 188H184V190H182ZM194 188V187H193ZM212 188V189H211ZM18 189V190H17ZM31 189V190H30ZM39 189V190H38ZM49 189V190H48ZM92 189V190H91ZM98 189V190H97ZM113 190H111L109 193L111 194V198H112V200H115V204H121L125 199H127V202L129 201L130 203H131V201L133 202V201H137V200H139L140 199V197H139V199H138V197H136V195H135V199H133L134 197H133V195L131 194V196H130V194L129 193H127V192H124V191H121L120 192V194H119V188L118 187H116V186H114L113 188H112ZM207 189V190H206ZM253 189V190H252ZM14 190V191H13ZM45 192H44V191ZM162 190H164L165 192H166V194L167 195H165L164 193L165 192H163L162 193ZM246 190V189H245ZM5 191V192H4ZM21 191H23V193H20V195H19V192H21ZM26 191V192H25ZM84 191H87V192H84ZM93 191V192H92ZM159 191H161V195H165L166 197L164 198V199H167L168 200V203H170L171 205H172V203H174L173 204V206H171V205H168V203L166 202V204L164 205V204H161L162 205V207H159V205L158 204H160L159 202V200L163 197H161L160 196V193H159ZM177 191V194L175 193V192ZM181 191H180V193H181ZM185 191H189V196H190V198L189 197H187L188 196V194L187 195H185L187 192H185ZM226 191H227V193H226ZM263 191V192H262ZM12 192V193H11ZM41 192V193H40ZM118 194H117V193ZM125 194H124V193ZM143 192H145L144 191V189H143ZM147 192V191H146ZM172 192H174V193H172ZM0 193V194H1ZM18 193V194H17ZM24 193H25V195H24ZM68 193H72V192H68ZM158 193H159V195H158ZM179 193V194H180ZM212 193V194H211ZM226 193V194H225ZM229 193V194H228ZM1 194V195H2ZM9 194V195H8ZM12 195V197H11V195ZM17 194V195H16ZM122 194V195H121ZM153 194V195H154ZM220 194V195H219ZM19 195V196H18ZM29 195V196H28ZM102 195V194H101ZM126 195H129V197L128 196H126ZM14 196V197H13ZM21 196H23V198L21 197ZM24 196H25V198H24ZM92 196V197H91ZM115 198H114V197ZM121 197V198H119V197ZM177 196V197H176ZM192 196H194L193 198H195L196 200H198V201H196L195 202V200H193L191 197ZM215 196V197H214ZM225 196H229L228 198L226 197L225 198ZM19 197H20V199H19ZM118 197V198H117ZM128 197V198H127ZM130 197H133V198H131L130 199ZM149 197V198H148ZM160 197V198H159ZM212 197V198H211ZM123 198H125L123 201H121ZM137 198V199H136ZM185 198H187V199H185ZM188 198H189V200H188ZM259 198V199H260ZM164 199H161V203L163 202L164 203V201H167V200H164ZM190 199H191V201H190ZM211 199H212V201H211ZM38 200V201H37ZM120 200V201H119ZM163 200V201H162ZM188 200V201H187ZM202 200V201H201ZM15 201V202H14ZM34 201H35V203H34ZM116 201H119V202H117L116 203ZM152 201H150L149 203L151 204V202ZM159 201V202H158ZM210 201H211V203H213V204H211L210 203ZM8 202V203H7ZM47 202V203H46ZM125 203H127L126 202V200L124 201ZM123 202V203H124ZM128 202V203H129ZM192 202V203H191ZM3 203V204H2ZM7 203V205H9L10 207H8L7 208V206L5 205ZM10 203L12 204V205H10ZM42 203V204H41ZM49 203V204H48ZM52 203V204H51ZM93 203H95V204H93ZM148 203V205H150ZM13 204H15V205H13ZM91 205V207H92V205H94L95 207L97 206V208L95 209V207H94V209L93 208H91L90 207V205ZM98 204V205H97ZM155 204H157V205H155ZM210 204V205H209ZM4 205V206H3ZM43 205V206H42ZM86 205H89V207L88 206H86ZM160 205V206H161ZM164 205V206H163ZM208 205V206H207ZM151 206V205H150ZM171 206V208L172 209H170L169 211H168V208ZM179 206V207H178ZM214 206V207H213ZM234 206V208H235V210L238 208L239 209V213L241 214L242 212H243V214H239V217H238V219H241L240 221L237 219L236 220V218L234 219L233 217H231V220H227L228 221V223H227V221L226 222H224L225 220H226V214L228 215L229 213L228 212H230V211H232L234 208H232ZM236 206H238V207H236ZM240 206V207H239ZM28 207V208H29ZM168 207V208H167ZM12 208V209H11ZM163 208H167L166 210H164L163 211ZM89 211H88V210ZM92 209V210H91ZM101 209V210H100ZM105 209V210H104ZM153 209V210H154ZM157 209V208H156ZM155 209V210H156ZM55 210V209H54ZM139 209H137V211H138ZM140 213H142V212H144V210H143V208H140ZM235 210H233V211H235ZM91 211V212H90ZM94 211H96V212H94ZM101 211V212H100ZM104 211V212H103ZM225 211H226V214H224L225 213ZM263 211V212H262ZM93 212V213H92ZM113 212V213H112ZM139 212V211H138ZM159 212V211H147L146 212V214H144V213H142V215H149V213H151L149 216H151V215H154V217L152 216V218H156L157 217V219H161L160 217L162 216L161 214H157V213ZM169 212V213H168ZM223 212V213H222ZM251 212V213H250ZM261 212L262 213H264V204L262 205V207H261ZM95 213H96V215H95ZM101 213H103V214H101ZM148 213V214H147ZM220 213V214H219ZM261 213V214H262ZM90 214V215H89ZM98 214V215H97ZM101 214V215H100ZM157 214V215H156ZM218 214V215H217ZM224 214V215H223ZM249 214V215H248ZM258 213H256L255 215L256 216H261L260 215V212H259V214L257 215ZM62 215V216H61ZM63 215H66V216H63ZM95 215V216H94ZM104 215H107V217L106 216H104ZM111 215L113 216V217H111ZM161 215V216H160ZM242 215H244V216H242ZM246 215H248V217H246ZM254 215V216H255ZM89 216H91V217H89ZM213 216V217H212ZM263 216H264V214H263ZM60 219H59V218ZM98 217V218H97ZM103 217L105 218L106 217V222H105V220H102L103 219ZM110 217V218H109ZM163 217V216H162ZM193 217L195 218V221L193 220ZM210 217V218H209ZM228 217H230V214H229V216ZM227 217V219H229ZM241 217H243V218H241ZM63 218H64V220H63ZM83 218H88V219H94V220H90V222H88V223H79V220H82ZM192 218V219H191ZM215 218V219H214ZM222 220H221V219ZM232 218H233V220L234 221H232ZM2 219L3 218H1L0 220V225L2 226L3 225V221H4V219H3V221H2ZM52 221H51V220ZM66 220V222L64 223L63 221H65ZM68 220V221H67ZM193 222H192V221ZM214 220H217V221H215L214 222ZM74 221V222H73ZM108 221V222H107ZM190 221V222H189ZM208 221H209V223L211 224L210 225V227H209V224H206V223H208ZM230 221H231V223H230ZM236 221H239L238 223L236 222ZM243 221V222H242ZM52 222V223H51ZM55 222H59V224L58 223H55ZM75 223L76 225H78V223L80 224V228H78V231H81L82 233H81V236H82V234H86V233H96V231L97 232H99V230H100V232H101V229L102 230H104L103 232L105 233V235L106 234H109V235H104V234H102V237H101V235H100V239H101V242H99L100 241V239H99V241H97V245H96V242L94 241V243H95V245H94V243L93 242H88V243H86V247L84 246V245H82V246H84V248H82L80 245H78V243H79V237H80V232H77V233H73L70 237V239H66L65 237H63L64 235H65V233L66 232H64L63 231V228H64V224H67V223ZM95 222V223H94ZM151 222L152 221H150V225H151ZM189 222V223H188ZM45 223H47V225H45ZM49 223L51 224V225H49ZM92 225H91V224ZM101 223V224H100ZM105 223V224H104ZM139 223H140V225L142 224L143 225V227H144V229H143V227H142V225H141V227H140V225H139ZM170 223V222H169ZM225 223V225H223ZM243 223V224H242ZM35 224V225H34ZM43 224V225H42ZM94 224V225H93ZM96 224H97V226H96ZM104 224V225H103ZM107 224V226H105ZM133 224L135 225L134 227H133ZM218 224V225H219ZM28 225V226H27ZM85 225V226H84ZM89 225H91V226H89ZM100 226V228L98 229V227ZM136 225H138V227L142 230V232H140V237H136V236H134L133 234H134V229H135V227H137ZM146 225H147V227H146ZM182 225H184L183 227H182ZM238 225V226H239ZM30 226V227H29ZM163 226V227H162ZM208 226V227H207ZM237 225H236V227H238ZM239 226V227H240ZM32 227V228H31ZM35 227V232L34 231H32V229ZM62 227V228H61ZM86 227L87 228H89V229H86ZM105 227V228H104ZM131 227V228H130ZM146 227V228H145ZM162 227V228H161ZM169 227V228H168ZM171 227V228H172ZM218 227V226H217ZM24 228V229H25ZM39 230H38V229ZM44 228V229H43ZM90 228H92V229H90ZM127 228V229H126ZM148 228V229H147ZM206 228V229H205ZM219 228V227H218ZM234 228V227H233ZM31 229V230H30ZM88 231H86V230ZM116 229V228H115ZM147 229V230H146ZM155 229H158V230H155ZM159 229L160 230H162V231H165V232H162V231H159ZM90 230V231H89ZM129 230V231H128ZM131 230V231H130ZM140 230V231H141ZM143 230H144V232H143ZM150 231V233H149V231ZM180 230V231H179ZM84 231L86 232V233H84ZM133 231V232H132ZM145 231H146V235H145ZM39 232V233H38ZM41 232V233H40ZM102 232V233H103ZM133 234H132V233ZM39 235H38V234ZM62 233H64V234H62ZM111 233H113V234H111ZM125 233V234H124ZM130 233V234H129ZM141 233H144V234H141ZM148 233V234H147ZM161 233V234H160ZM164 233V234H163ZM186 233V234H185ZM209 233V234H208ZM61 234V235H60ZM77 234V235H76ZM120 234V235H119ZM122 234V235H121ZM129 234V235H128ZM176 234V235H175ZM213 234V233H212ZM37 237H36V236ZM113 235V236H112ZM116 235V236H115ZM119 235V236H118ZM123 235H128V236H130V238H134V240L133 239H130V241L131 240H133V241H131V243H129V244H125V246L123 247V246H120V248L118 247V249L119 250H117V246H116V248L114 247V246H111V244L109 243V238H110V240H113L112 239V237L116 240L117 239V237H121V239H122V236ZM133 235V236H132ZM143 235V237H141ZM167 235V234H166ZM210 235V236H209ZM40 236V237H39ZM138 236V235H137ZM208 236V237H207ZM103 237L104 238H106V237H109V238H106V241L104 240V241H102L103 240ZM135 237L137 238V239H135ZM178 237H180V238H178ZM185 237V238H186ZM197 239H196V238ZM209 237H211L212 239H210ZM73 238V239H72ZM74 238H76V239H74ZM198 238H199V240L200 241H198ZM201 238V239H200ZM207 238V239H206ZM78 239V240H77ZM108 239V240H107ZM181 239V240H180ZM195 239L197 240V243L196 242H194L195 241ZM206 239V240H205ZM209 239V240H208ZM216 238H214V240H215ZM218 239V238H217ZM216 239V241H218ZM78 241V243H77V241ZM115 240H113V241H115ZM203 240V241H202ZM107 241H108V243H107ZM135 241L133 242V243H135ZM172 241V242H171ZM236 241V240H235ZM40 242V243H39ZM75 242V243H74ZM99 242V243H98ZM111 242V241H110ZM129 242V241H128ZM193 242H194V244H193ZM198 242H200V244H198ZM237 242V241H236ZM235 242V243H236ZM90 243V244H89ZM105 245H104V244ZM125 243H127V241L125 242ZM140 243V242H139ZM154 243H157V242H154ZM196 243V244H195ZM235 243H233L232 242V244H235ZM73 244H74V246H73ZM101 244V245H100ZM103 244V245H102ZM131 244V245H130ZM170 244H172V248H171V246H170ZM174 244V245H173ZM185 244V245H184ZM201 244V245H202ZM14 245V246H13ZM62 245H64V246H66L65 248H66V251L64 250V252H62V255L60 254L61 253V251L59 250V246H62ZM76 245V246H75ZM78 245V246H77ZM89 245V246H88ZM133 245H134V248H135V246H137L136 248H135V250H137L136 251V253H135V251H132V250H134V248H133ZM194 245V246H193ZM230 245H231V242H230ZM5 246H10L11 248L12 247H15V244H13V243H11V244H6ZM63 246V247H64ZM69 248H68V247ZM89 248H88V247ZM91 246V247H90ZM96 246H98V247H96ZM104 246V247H103ZM131 247V249L132 250H129L130 249V247ZM144 246H147V245H144ZM35 247H38V246H35ZM105 247H107L108 249H105ZM115 248V249H112V248ZM122 247V248H121ZM129 247V249H127V248ZM151 248V251H150V248ZM45 248V249H44ZM68 248V249H67ZM74 248V249H73ZM78 248H80L81 250H80V252L78 253L77 252V249ZM86 248V249H85ZM87 248L89 249V250H91L92 249V252L90 253V251L88 252L87 251ZM105 250H104V249ZM171 248V249H170ZM176 248V249H175ZM39 249H40V247H39ZM76 249V250H75ZM82 249H85L86 251H84L83 252V250ZM123 249V250H122ZM125 249V250H124ZM126 249L128 250L127 251V254L125 253L126 252ZM144 249V250H143ZM145 249H147V250H145ZM148 249H149V251H148ZM73 250V251H72ZM109 250V251H108ZM153 250V251H152ZM173 250V251H172ZM174 250H176V251H174ZM60 251V253L59 254H57L58 252ZM70 251V252H69ZM101 251H100V253H101ZM105 251V252H104ZM108 251V252H107ZM111 251H113V252H111ZM115 251H117L116 253H115ZM120 251V252H119ZM123 253H122V252ZM129 251H130V254L128 255V253H129ZM141 251V252H140ZM148 251V252H147ZM87 252V253H86ZM118 252H119V254H118ZM139 252V253H138ZM147 252V253H146ZM149 252H152V253H149ZM178 252V253H177ZM65 253H66V255L67 256H65ZM70 253V254H69ZM81 253V254H80ZM122 253V254H121ZM125 253V254H124ZM133 253H134V255H133ZM74 254V255H73ZM89 254V255H88ZM108 254H112V255H109V256H107ZM123 255L122 257H121V255ZM136 254V255H135ZM144 254V255H143ZM145 254H146V256H145ZM148 254V255H147ZM160 254H161V257H160ZM80 255H81V257H80ZM102 255V256H101ZM124 255H127V256H130L131 258H129V259H133L132 258V256L134 257V260H132V262H130V263H127L124 259ZM142 257H141V256ZM151 255V256H150ZM170 255V257H168V258H165L166 260H167V263L168 262H170V263H168V264H173L172 263V261H173V259L171 258L172 256ZM50 256V257H49ZM104 256H105V258H104ZM117 256V257H116ZM149 256V257H148ZM53 257V258H52ZM107 257H109V258H107ZM121 259H120V258ZM140 257V258H139ZM36 258V259H35ZM37 256H35V257H33L32 259L34 260H36V262H37ZM66 258V259H67ZM30 260V262H35V260L33 261V260ZM50 259V260H51ZM120 259V260H119ZM137 259V260H136ZM193 261H196L197 260V257L195 256H193ZM196 259V260H195ZM53 260V261H54ZM122 260V261H121ZM135 260H136V262H135ZM165 260V261H166ZM52 261V262H53ZM60 261V262H59ZM119 261V262H118ZM56 262V264H58ZM62 262V263H61ZM65 262V263H64ZM55 263V262H54ZM10 264H14V262L12 263V262H10ZM16 264V263H15Z\"/></svg>","mask_w":264,"mask_h":264}]
</instances>
